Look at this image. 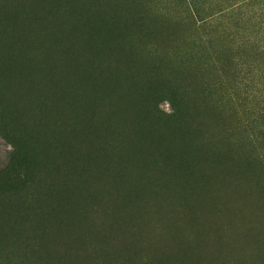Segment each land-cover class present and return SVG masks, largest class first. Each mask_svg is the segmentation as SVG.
<instances>
[{"label": "rangeland", "instance_id": "obj_1", "mask_svg": "<svg viewBox=\"0 0 264 264\" xmlns=\"http://www.w3.org/2000/svg\"><path fill=\"white\" fill-rule=\"evenodd\" d=\"M26 1L27 0H0V21H2L0 23V24H2V25H0V28H1L0 29V35L2 33V35H1L2 39L0 36V47L3 48V49H0V54L5 52V54L3 53V56L0 55V61H2L1 56H2V58H5L4 55H7V57L11 55V57H9V58L6 57L7 61H8V59L10 60V61H8L10 63H11V60H13V61H14V59L16 60L18 55L20 56L17 59L18 62H16V61H14V63L12 62L13 64H15L14 65L15 69H13V65H12V69H13L12 73L15 74V75L12 74L14 78L16 75H17L16 79L20 75H22L23 78L22 77L21 78L24 79L25 77H27V75L30 74L32 66L33 67L37 66V65L31 63L29 61L28 57L25 56L26 57V59H25L24 55L22 56V61L20 62V60H19L21 58V55H22V53H21L22 52V50H21L22 46L21 45L24 44L23 40H21L22 39V34L20 33L22 31L21 27H23V25H25L26 22H27V24H29V23L32 24V27H35V26L39 25L40 23H42L45 19H47L51 13L53 14V16L51 14L49 18H51V17L58 18L57 16L59 14L61 17H62V15H65V14L67 15V16L65 15L66 17L74 16L76 14L74 6L76 7V10H77V15H76L77 18H79L81 20V22L84 21V23H81L80 29L82 30V34H83V32L85 34V35L83 34V37H84V39H86V44L88 43L87 45L90 46V50L88 51V53H93V52L96 53L97 48H98L97 53H100L101 51L106 49V47L108 48V46L113 47V48L116 47V50L121 55L122 54L123 55L128 54L129 57L131 59L133 58L132 60H134V61L138 57V60H136L137 63H140L143 59V62H141V65L143 67V71H145L144 70L145 68L147 69V71H145V72L142 71V72L145 75H148L150 73V75H148V77H146L145 75L144 76L142 75L141 80H143V81H141V82L143 84H140L139 87L137 86L138 88L133 87L134 89L132 88L130 82H128V83L126 82L127 85L129 84L128 86H131L130 88H128V86L126 85L125 82L120 83V81L123 82L120 78L108 79L107 74L105 75L109 81V86L111 85L110 87L113 86L112 83L116 82L114 84V87H112L111 89L117 90V91H120L124 88L125 89H127V88L131 89V90H133V95L131 94L132 98H134L133 100L136 101V99H137V101L134 102L131 99V95H129L130 97L128 96L132 100L133 103L130 101V99H128L130 107H129V105H128V107L126 106L125 110L127 108V111H124L122 113V115L120 116V118L118 117L117 121L114 119L113 122L110 123V125L113 124L112 125L113 127H114V124L117 123V124H115L116 130L112 127H111V132L113 131L112 133L109 132L108 130H106L108 132H104V134L109 135V137L105 135L106 138L104 136L103 137L101 136L100 132L101 133L103 132V131H101V129H99V132L97 131L98 129H97L96 124L99 122V120H97V122L93 121V120H96L95 117L93 118V120H92V118H88L87 117L88 115H86V112H84V111H82L83 113L80 111L81 113L79 115H81V117L79 115L76 116L73 114H69L67 116L63 115L64 120L62 118L63 116L61 115V118L59 116L57 118L59 120H56L53 124V126H54L57 123L56 127L51 126L47 130H45L44 126L46 125L45 123H47V122H44V121H48V119L44 118L43 105L39 101L38 94L35 95L36 92L31 88L30 82L29 81H20L17 79L18 85H20L22 87L25 86L23 88V90L24 91L27 90V92L24 93L22 91V87L18 86L17 83L15 84V82H17V80H15V82H13L14 83V85H13V83L11 82V77H12V76H10L11 74L8 76V78H6L8 80H3V79L0 80V84H1L0 85V175L8 168L12 158H14L16 156H19V157L21 156L22 157V163H23V165H22L23 167L20 170V174L17 176V180H15L10 187L1 186L2 184H0V264H92V263L93 264L94 263H97V264H193V263L194 264H202V263L203 264H227V263L228 264H231V263L232 264H253V263L259 264L260 263L261 264V262H263L262 264H264V257H263L264 254H262V253H264V244H263L264 243V241H263L264 240V227H261L262 225L260 224V222H258V220L255 217L252 218L253 216H256V214L258 212L256 214H254L253 216L251 214V213H253L254 209L256 208L255 201H257V203H258L257 206H260V209H262L264 211V201H262V200H264V0H132L130 3H129L130 0H126L124 2H123V0H121V1L120 0H110V1L107 0V2H106V0H30V1H27L30 5L32 3V6L34 8L32 6H29V4H27ZM116 1H117V4L119 3L118 6H117V4H115ZM118 1H120V2H118ZM25 2H26V4H25ZM108 2L109 3L114 2L113 4H114L115 8L112 7L113 4L110 5V4H108ZM125 2L127 4V7H129L131 4L134 3L132 5L133 8H132V6L129 7V8H131V10H130L127 7H125L126 6ZM20 3L22 6L18 5ZM75 3L77 6L75 5ZM122 3H123V6H122ZM17 5L20 7H18ZM79 5H81V6H79ZM84 5H85V7H84ZM78 6H79V8H78ZM108 6H110V7H108ZM120 6H122V7H120ZM24 7H26V8L28 7V8L24 9ZM37 7H38V9L40 8L39 11H38ZM41 7L43 8V11L48 8V10H50L51 12H49L48 10H45L44 11V12H46V14H45L42 11ZM50 7H52V9ZM83 7L85 8L84 10H83ZM124 7L127 9V11H124V10H126ZM80 8L82 9L83 12L80 11L81 10ZM30 9H31V11H30ZM105 9H108V10H105ZM112 9H113V11L111 13ZM88 10L90 11V13L88 12ZM101 10H103V12H105V15ZM56 11H58V12H56ZM98 11L101 12V14H103V15H101ZM117 11H118V13L119 12L120 13L117 14ZM96 12L99 14H97ZM113 12H116V13L114 15H112ZM92 13L93 14L95 13L97 15L95 16V14L93 15ZM33 14L36 15V18L34 17ZM47 14H49V15L47 16ZM54 14H56V17L54 16ZM84 14H86V15H84ZM79 15H80V17H78ZM116 15H120V16L119 17L117 16L115 18ZM43 16H44V18H43ZM14 18H16V19H14ZM21 18L23 20H21ZM42 18H43V21H42ZM34 19L35 20L38 19L39 21L37 20L38 22H36ZM114 19H115V21H114ZM19 20H20V22H19ZM64 21H66L65 18H64ZM18 23H20V24H18ZM59 23H60L59 25L62 27L59 28V25H58L56 29L66 30L67 21L65 22V25L64 24L62 25L61 22H59ZM64 26H66V28ZM11 29L13 30V32ZM3 31H4L5 35H4ZM6 31H8V32H6ZM86 31L87 32L89 31V32L87 33ZM14 32H16V33H14ZM18 33L20 35H18ZM86 33L89 35L88 38H87L88 35ZM11 34H12V36H10ZM7 36H9V37L5 38ZM13 36L14 37L18 36V37L14 38ZM13 38H14V41L12 42ZM118 39L121 41H119ZM8 40H10V41L7 42ZM109 40H112L114 43L112 41H110L111 43L109 44ZM3 41L5 43H3ZM101 41H104V42L101 43ZM92 42H93V44H91ZM105 42H107V43H105ZM120 42L122 45H120ZM116 43H117V45H116ZM3 44H4V46H3ZM100 44L102 46H100ZM15 45H19V46L16 47ZM118 45H119V47H118ZM5 46H6V48H5ZM100 47L103 49H101ZM120 48H122V49H120ZM8 49H11V50H8ZM8 51H9V53H8ZM126 51L129 53H125ZM15 53H17V54H15ZM16 55H17V57H16ZM134 55H135V57H134ZM139 58H142V59L140 60ZM23 59H25V60H23ZM27 60H28V62H25ZM16 63H18V64H16ZM2 64L3 63L1 62L0 68H1ZM24 64H26V66H27V64L31 65V67L28 66L29 68H26V66ZM22 65L25 67H23ZM145 65H146V67H145ZM23 69H26L25 71H27L29 74H27V72H25ZM28 69H29V71H28ZM22 72H23V74H22ZM24 73H26V74L24 75ZM106 77H105V79H106ZM2 81H4V82H2ZM22 82H24V83L26 82V83L24 84ZM2 84H4V85H2ZM8 84L10 85L11 89L9 86H7ZM117 84H119V85H117ZM121 84L123 85L122 87L120 86ZM142 85H143V87H142ZM5 86H6V88H3ZM14 86L15 87L18 86V87H16L14 89V88H12ZM120 87H121V89H120ZM139 88L140 89L143 88V89L140 90ZM29 89L31 92L29 91ZM3 90L5 91V93L3 92ZM8 90H10V92ZM14 90H15V94H14ZM19 91H20V93H23L24 96L21 95L20 93L18 95L17 92H19ZM140 91H141V93H138ZM136 92L138 93L137 96H135L137 94ZM26 93L28 94L29 97H31L33 93L34 94H33V97L28 98V96L25 97ZM6 94H8L9 97ZM29 94H31V95H29ZM139 94L141 97L139 96ZM12 95H14V97ZM17 95H18V97H17ZM2 97L3 98L8 97V98L3 99ZM16 97L17 98L20 97L19 98L20 100L17 99ZM27 98H28V101H27ZM18 100L20 102L23 100L24 102L22 101L20 103V102H18ZM9 101H11V104ZM30 101L31 102L33 101L34 104H33V102L31 103ZM35 101H36V103H35ZM139 102L141 105H139ZM14 104H15V106H14ZM20 104H21V106H20ZM37 104H39V105L37 106ZM131 104L135 105L134 106L135 108L132 107ZM22 105H23V108L21 109ZM24 106H25V108H24ZM17 107L18 108L20 107V108L18 109ZM34 107H35V110L33 111ZM136 107H137V109H136ZM139 107H140V110H139ZM36 108H37V110H36ZM130 108H132L134 110H132ZM16 110H18V111H16ZM23 110H25V111L27 110V111L25 112ZM130 110H131V112L132 111L135 112V113L132 112L134 114L133 115L134 117L132 116V118H131L132 113H130ZM31 111L34 113L35 112H40V113H36L37 115L33 114V113L31 114ZM126 112H127L128 117L127 118L125 117L127 119L126 121L123 119V121L126 123V124H124V122L123 121L121 122V120H122V117L124 118L123 114L125 115ZM136 112H138V113H136ZM40 114H41V117H40L41 119H39ZM83 114H85V115H83ZM32 115L33 116L35 115L34 116L35 118L38 117V119L36 118L38 121H36V119ZM72 115H73V117H72ZM127 115H125V116H127ZM142 115L144 117H146V119ZM69 116L72 118H70ZM75 116L77 118H75ZM84 116H85V118H84ZM141 116L147 122H144L145 120L143 118H141ZM25 117L28 119V121ZM129 117H130V119H128ZM30 118H34V120L30 119ZM135 118H136V120H135ZM69 119H72V122L74 121V124L72 122H70L71 125L73 124L72 126L74 128L72 126H70L69 121H71V120H69ZM78 119H80V122L82 121L81 122L82 125L84 123V126H82L80 124ZM83 119L84 120L88 119L89 121L86 120L87 122L86 121L84 122ZM119 119H121L120 123H119ZM132 119H133V121H132ZM32 120H33V123L32 122L30 123V121H32ZM134 120L136 121V123ZM137 120H138V122H137ZM142 120H144V121H142ZM64 121H65V123L66 122H68V123H66V125H65ZM92 121H93V123L95 122L96 124L95 123L92 124ZM139 122L142 123V126H140ZM37 123L39 124V127H38L39 129L37 128L38 130L35 129ZM63 123H64L65 128L62 127ZM118 123L120 125L124 124L125 127L122 125L121 126L118 125ZM127 123H128V125H127ZM129 123L131 124V126ZM148 123L151 126L148 125ZM32 124H34L35 127ZM75 124H76V126L77 125H79V126L76 127ZM85 124L90 125V126H87ZM30 125H32V127H30ZM67 125H69L71 129ZM60 126H61V128H60ZM132 126L137 128L138 131H137V129H134V127H132ZM81 127H83L85 132H84V130L82 131ZM87 127H88V129L86 130ZM92 127H94L93 129L95 131H97V132L93 133L95 135V136L93 135L95 138H93V136L91 135L92 134L91 131H94V130H92ZM117 127H118V129H117ZM142 127H144V128H142ZM147 127H150V128L153 127L154 129L149 128L150 130L148 131ZM155 127H157V128L155 129ZM28 128H29V131H28ZM56 128L57 129L60 128V129L57 130ZM66 128H67V131H66ZM89 128H91V130ZM125 128H127V129H125ZM141 128L144 129L145 132H144V130L141 131L142 130ZM40 129H42V130H40ZM43 129H44V131H43ZM53 129H54V132L56 130L57 134H53L54 133V132H52ZM112 129H114V130H112ZM128 129H129V132H125V131H128ZM36 130L41 131L42 134L40 132H39L40 133L39 134L38 132H36ZM61 130H62V132H61ZM64 130H65V133L63 134ZM75 130L77 132H75ZM79 130H80V132L82 131V133L84 132L83 134H85V136L82 133H79ZM134 130L137 131L138 133H136ZM151 130L154 132L152 133ZM30 131L33 134H31ZM68 131L75 133V135H73L72 133H70ZM121 131H122V133H121L122 135L119 134ZM43 132H45V134H47V135H44ZM155 132L157 135L159 134L158 137L155 134ZM50 133L53 134L54 138L56 136V138H57L56 141H58V143L61 141L59 143V145L54 140L53 136L49 135ZM60 133H61V135H60ZM87 133H88V137H86ZM97 133H98V136H96ZM114 133H116V135H117L116 139H115L116 135H114ZM144 133H145V135H144ZM147 133H149V134H147ZM162 133H164V134H162ZM171 133L174 137L172 135H170ZM37 134H38V136H37ZM76 134H78V135H76ZM104 134H102V135H104ZM118 134L120 135V137H122V142L123 141L125 142L124 145H123V143H121V140H118V139H121L120 137L118 138V136H119ZM126 134H128V137ZM167 134H169L168 136H170V139L173 138V139H175V141L173 139L172 140L174 142H172V140L169 141V138L167 139V137H168ZM79 135L82 137L84 136L86 139H88L87 140L88 142L85 140V138H81V137H80L81 139L78 138ZM112 135H114V137ZM129 135H131V136H129ZM40 136H41V138H40ZM44 136H46L45 139H44ZM47 136H48V138H47ZM51 136H52V138H51ZM134 136L136 137L135 139H137L138 142H136V140L133 138H129V137H134ZM160 136L161 137L166 136V137L164 139V138H160ZM62 137L64 138V141L62 140L63 139ZM74 137H76V139H78L77 144L75 143L76 141H74V139H75ZM125 137L127 139H125ZM146 137L148 139H146ZM155 137H157V138H155ZM177 137L179 139L178 140L179 142L176 141ZM59 138L61 140H59ZM180 138H181V140L182 139L184 140L185 144L182 143L183 141H181V143H180ZM41 139H43V140H41ZM46 139L48 142H50L52 140H54L55 142L52 141V142H50L52 144L48 143V145H47ZM92 139L97 140L96 143L97 142L98 143L95 144V142H93L94 140L92 141ZM114 139L116 140V142H117V140H118V142L120 141V143L114 142L115 141ZM143 139H144V142L141 141ZM163 139L167 142H163L164 141ZM68 140H71V141H68ZM150 140L152 142H150ZM191 140H193L192 141L193 144H192ZM101 141L103 142V144L100 143ZM156 141H157V143H156ZM161 141H162L163 145H161L162 144ZM168 141H169V143H171V145L168 143ZM80 142H82V143H80ZM111 142H114V143H111ZM129 142L134 144V145H131ZM153 142H154V145L151 146L153 144ZM177 142H178V144L179 143L180 144L177 145ZM188 142L189 143L191 142L190 144H192L193 146L187 144ZM42 143L46 144V148L42 147V146H45V144L43 145ZM53 143L54 144L56 143L57 146L55 145L56 146L55 147ZM69 143L71 144L70 146H69ZM109 143H111V144H109ZM148 143L149 144L151 143V144L148 145ZM158 143H160V145ZM172 143H174V145ZM196 143L198 145L202 146L201 148H203V149L198 148L199 149L198 150L196 148V147H198V145L197 146L195 145ZM80 144H81V146H80ZM84 144L88 147H86ZM125 144H128V153L132 156V158H130V156L128 157L129 161H128V158H127V160H124L123 155H121L122 146L124 147ZM142 144H144V145H142ZM164 144H166V145H164ZM186 144L188 145V147ZM50 145H53V146H50ZM92 145L93 146L97 145V146H96V148H94ZM108 145H109L110 149H109V147L108 148L106 147ZM139 145L142 147V149ZM147 145L149 147H147ZM172 145L175 147H173ZM213 145L215 146L216 149L215 148L213 149ZM216 145H218L223 150L218 149L219 147ZM60 146H62V148ZM90 146L92 147V149H90L91 148ZM99 146H101L103 149ZM133 146H135V148ZM137 146H139L140 148ZM143 146H144V148H143ZM178 146H179V148L181 146H183V147H181V150H179L177 148ZM164 147H165V150H164ZM189 147L191 150L188 149ZM192 147H194V148H192ZM149 148L153 149V150H150V151H152L151 152L152 154L149 152H148V154H146L145 151H147V150L149 151ZM156 148H158L157 150H160L158 152L161 153V155H159L158 152L156 153V151L154 150ZM161 148L163 149V151ZM172 148H174V149L172 150ZM204 148L207 150H205ZM81 149H82V151H80ZM144 149H147V150H144ZM169 149H171L174 152H171V150H169ZM187 149L189 150L190 153L187 151ZM212 149H213V151H217V152L212 151V153H214L213 157L209 156ZM41 150H42V152H40ZM47 150H49V151H47ZM100 150L103 151V153ZM129 150H131L132 154L130 153ZM175 150H177V151H175ZM184 150H186V151H184ZM192 150L193 151L195 150V152L198 150L196 153H198L199 156L197 154L195 155V153ZM200 150H201V152H199ZM204 150L207 152H205ZM114 151L115 152L117 151V153H115ZM106 152H107V155H106ZM167 152L171 156H168ZM203 152H204V155H206L207 153L209 154V155L207 154V157H209V158H207L205 156L208 161H205L204 156L202 157L201 154ZM87 154L89 156H87ZM135 154H137V155H135ZM139 154L141 156H139ZM187 154H190L189 155L190 157H191V155L193 157L195 155V158L191 157L193 159V160H191V158L188 157ZM224 154H225V156H223ZM165 155L167 156V158L165 157ZM179 155H181V156H179ZM184 155H186V157ZM217 155H219V156H217ZM220 155L222 157H224V158H222V159H224V161L222 159H220ZM94 156H95V158H93ZM109 156H111V158ZM152 156H154V157L151 158ZM197 156L200 159L197 158ZM215 156H217L218 158L217 157L215 158ZM230 156H231V158H230ZM114 157H117V158L119 157L118 158L119 160L117 158L115 159ZM136 157H137V160H144V159H147V160L146 161H137ZM184 157L187 158L186 162H184V160H182ZM210 157H211V159H210ZM103 158H105L104 160L107 161V163L103 160ZM157 158H158V160H157ZM195 159H197V161H198V162L196 161L197 163L194 161ZM198 159L201 161H199ZM215 159H220V161L222 163H220L219 160L216 161ZM230 159H233V162H231L232 160H230ZM93 160H94V162H93ZM120 160H123V162ZM135 160H136V162H135ZM155 160H156V162H155ZM214 160H215L214 164H211V162H213ZM234 160L236 161V163L234 162ZM90 161H91V163H90ZM100 161H103V162L100 163ZM148 161H150V163L152 165ZM228 161H230V162H228ZM88 162H89V164H88ZM109 162H110V164H108ZM120 162H122V163H120ZM139 162L140 163L142 162L143 164L141 165ZM161 162H163V163L161 164ZM170 162H171V164H170ZM189 162H191L192 167L189 164ZM81 163L83 165H80ZM85 163H87V164H85ZM130 163L133 164L134 166H132ZM173 163H174V165H173ZM195 163L201 164L199 166L197 165V167L201 166L200 167L201 170H200V168H198V170H200V174H199V171L197 170V168H195L196 167ZM202 163H204V164H202ZM215 163L217 165H219V167H216L217 165ZM223 163H225V164L223 165ZM227 163H233V164H230L231 166H229ZM101 164H104V165H101ZM105 164H107L108 166ZM135 164L138 166H135ZM146 164H147V166H144ZM163 164H164V166L167 165L166 166L167 168H164ZM175 164H178V166L180 164L179 170H178V166ZM210 164L213 167H211ZM220 164H221V167H220ZM93 165H96V166L94 167ZM109 165H111V166L109 167ZM112 165L114 166V168ZM160 165H162L163 167ZM193 165L195 167H193ZM214 165H216V166H214ZM88 166H90V168H92V169L90 170V168ZM91 166H93V167H91ZM131 166L133 167L134 170L132 169ZM148 166H150L149 170H147ZM85 167L86 168L88 167V168L85 169ZM161 167L164 170L166 169V171L168 169H170V170H168L166 172L167 174H164L165 171ZM173 167H175L177 170ZM183 167L184 168L190 167L189 170L192 168L191 169L192 171L191 170L189 171L188 169L185 170ZM210 167L213 169V170H211V172L213 173V178H211L209 181H207L205 179L206 178L205 176L207 175V173H211V172H209L211 169ZM226 167H227V169H226ZM230 167H232L231 169L234 170L236 173H234V171H232L230 169ZM101 168H102V171H100ZM106 168H108V169H106ZM123 168H124V170H123ZM143 168L145 170H143ZM157 168H159V169H157ZM160 168H161V170L164 171V173H163V171L160 170ZM193 168H195V169H193ZM202 168H204V169H202ZM228 168L230 171L228 170ZM233 168H235V169L238 168L239 170L238 169L235 170ZM95 169H99V170H96L97 171L96 174H94ZM105 169H106V171H105ZM111 169L114 170V172L116 174H114ZM138 169H140V171ZM174 169L176 170L175 173H174V171H175ZM180 169H182V170H180ZM224 169L227 170L228 172L225 171V173H224L223 172ZM241 169H243L244 171ZM92 170L94 171V173H92ZM126 170L129 173H127ZM136 170L139 172H136ZM187 170L189 172H192V173H189ZM195 170H196V172H195ZM202 170H203V172H202ZM205 170L208 172L206 173ZM215 170H218L221 173V176H223V177H220V173L218 174V171L215 174L214 173ZM75 171H76V173H75ZM78 171L80 172L79 175H78ZM141 171H144L145 173L142 174ZM148 171L149 172L151 171L153 174H154V172H156L157 175L149 174ZM106 172H107V174H104ZM179 172H180V174L182 172V174H181L182 177H180L181 175L179 174ZM232 172H233V174H231ZM83 173H84V176H82ZM146 173H148V174L145 175ZM159 173H161V174H159ZM170 173H173V174L170 175ZM222 173H223V175H222ZM239 173H240V175H239ZM250 173H251V175H249ZM76 174L78 176H76ZM85 174H87V175H85ZM134 174H135V176H134ZM139 174L141 175L140 178L145 177V178H143V180L140 179L142 182L137 180V178L139 179V176H140ZM229 174H231L230 175L231 180L229 179L230 181L228 180V182H227L226 178H227V176H229ZM234 174L236 175V178H235ZM73 175H75L76 177ZM104 175L106 176L105 178L110 184H108V182L105 180ZM111 175H114V176H111ZM158 175H159V177H157ZM173 175H174V177H173ZM183 175H186V176L183 177ZM217 175H219V177ZM168 176L170 179L168 178ZM233 176L235 179L233 178ZM238 176H240L241 178H239ZM111 177L112 178L114 177V178L112 179ZM126 177H128V178H126ZM131 177L134 181L135 180L136 181L134 182L132 180L133 182L131 183V181H129V179H131ZM177 177L179 178L178 181H177ZM200 177L202 178V180ZM247 177H249V178H247ZM70 178H72V180ZM108 178H110V179H108ZM152 178H154L153 184H152V181H153ZM155 178H158V179L161 178V179H159L160 181H157V179H155ZM163 178H164V180H162ZM192 178H194V179H192ZM127 179L129 182L127 181ZM180 179H182V180H180ZM188 179H190V181ZM204 179H205V182H204ZM216 179L218 180V182L216 181ZM76 180H77V183H76ZM169 180H170V183L168 182ZM172 180H175V182H173ZM253 180H255L256 182H254ZM112 181H114V182H112ZM124 181H126L128 183H126ZM137 181L139 183H137ZM145 181H147V183H149V185H147V183H145ZM161 181H163L164 184H163V189L162 188L159 189L162 192H159V191H157L156 186H158V188H160L162 186ZM200 181H201V183H200ZM215 181H216V185H214ZM74 182L76 185L72 184ZM111 182L113 183V185L111 184ZM120 182L123 184V186H122V184H120ZM165 182H167V183H165ZM177 182H179L181 184V185L179 184L180 188H179V186L176 187ZM192 182H194V183H192ZM209 182H212V183H209ZM248 182H249V184H248ZM89 183H90V185H89ZM144 183H145V185H144ZM160 183H161V185H160ZM183 183L184 184L188 183L189 185L191 184L190 186L195 185V186H199V187L198 188L196 187L197 189L194 191L195 187L192 186L193 187V189H192V187L191 188L188 187L189 186L188 184L183 185ZM236 183H238V184H236ZM243 183H245V184L243 185ZM68 184H70V186H68ZM116 184H118V185H116ZM170 184L173 185V188L168 190L169 186L171 187ZM210 184L212 185V187L210 186V188H208ZM109 185H110V187H108L109 189L108 188L105 189V187L109 186ZM114 185H115V187H114ZM131 185H132V187H131ZM136 185H138V187ZM141 185H143L144 188H142ZM224 185H225V188L228 185L232 186V187L234 186V187L233 188L228 187V188L223 190ZM247 185H248V187L245 188V186H247ZM148 186H150L151 188ZM166 186H168V187L165 188ZM72 187H73V189H72ZM95 187H96V189H95ZM119 187H121V188H119ZM126 187H128V188H126ZM187 187L189 189H186ZM214 187H215V189H214ZM216 187H219V188H216ZM220 187H221V189H220ZM67 188H69V190ZM74 188H75V191H74ZM114 188H116L115 191H113ZM146 188H147V190H146ZM148 188H150V189L148 190ZM253 188H254V190H253ZM87 189H89V190H87ZM118 189H120L122 191H119ZM128 189L130 191H126ZM176 189L180 193L179 195H181V196L176 194V193H178L176 191ZM183 189H186V190L183 191ZM212 189L214 190V192H217V194L213 193ZM227 189H229V190L226 191ZM231 189H234L235 191L234 190L232 191ZM245 189H246V191H244ZM150 190H152L153 192L149 193V192H151ZM164 190H165V192L167 191V193H165ZM205 190H207V191H205ZM230 190L232 191V193ZM65 191H67V192H65ZM71 191H73V192H71ZM111 191H113L112 192L113 194L111 193ZM173 191H175L176 193ZM189 191L191 192V193H189L190 195L188 194ZM209 191L211 192V194H209ZM218 191H219V193L221 191V193H220L221 195L218 194ZM92 192H93V194H92ZM131 192H133V193H131ZM142 192H144V195L142 194ZM172 192L174 193L175 196L173 195ZM181 192H183V193H181ZM185 192H186L187 196H185ZM202 192H205L204 193L205 195ZM66 193H68V194H66ZM193 193H195L194 196L200 197V200H201L202 205H203V207H202L203 216L205 215L204 216L205 218L202 217V221L207 219L206 221H208V222L205 224H208V225L206 226L203 224L204 229L202 231L199 230L200 233H202L201 235H198L199 231H196V232L190 231L191 234H189L190 232H188V234L190 236H188V237H187V235L183 236V238L186 237L187 239H180V237L178 236V232H181L180 231V224H182V223H180V220H182V217H183L185 210H186L185 207H187V205L189 204V201L192 199L191 196L193 195ZM196 193H198L199 195ZM212 193L216 196H214ZM82 194H84V195H82ZM102 194H104V195H102ZM146 194H148V195H146ZM161 194H163V195H161ZM165 194H169V195H165ZM206 194L209 196L207 197ZM70 195H71V197H68ZM107 195L111 196L110 200L107 199L108 198ZM152 195H153L154 199L150 198V197H152ZM211 195H213V196L211 197ZM234 195H235V197L233 198ZM237 195H239V196H237ZM65 196H67V200H66ZM122 196L123 197L125 196L126 198H123ZM136 196H137V198H136ZM170 196L172 197V203H174L176 201L174 199L178 198V200H179L181 198L180 199L181 201L177 200L175 203V205L177 204L176 206H178L177 209H175L176 206L174 204H172L173 206L171 205V197ZM182 196H185V197H182ZM204 196H206V197H204ZM225 196H227V197H225ZM146 197H149L150 199L148 198L149 200L146 201V199H147ZM164 197H167V199L166 198L164 199ZM216 197H218L222 200H220ZM112 198H113V200H112ZM209 198L210 199L213 198V199L210 200ZM253 198H255V199H253ZM77 199H78V201H76ZM122 199L123 200L125 199L124 200L125 203ZM130 199H131V201H130ZM132 199H134V200H132ZM140 199H142V201H140ZM182 199H185V200H182ZM204 199H206V200H204ZM207 199H209V200H207ZM227 199H228V201H227ZM230 199H233V200H230ZM61 200L63 203L61 202ZM136 200H138V201H136ZM224 200H225V203L227 205H224L225 204ZM67 201H69V203ZM80 201H81V203H79ZM134 201H135V203H134ZM209 201H212V202L210 203ZM215 201H217V203H219L220 206ZM218 201H221V203ZM239 201L240 202L245 201L247 203V205L243 202L241 203L242 205L241 204L239 205ZM250 201H253V202L251 203ZM109 202L110 203L112 202V203L110 204ZM151 202H153V204ZM160 202H161V204H160ZM165 202L169 205L166 206ZM177 202L181 203L180 205L186 204L184 209H182V206H179ZM227 202L229 204L230 203H232V204L229 205ZM233 202H235V203H233ZM146 203L148 205H146ZM206 203H208V204L206 205ZM66 204H67V207H66ZM158 204L160 206H158ZM163 204H164V206H162ZM212 204L214 206H212ZM57 205L59 206V208ZM102 205H104V207H102ZM141 205L143 208L141 207ZM144 205H146V206H144ZM149 205L151 208L149 207ZM210 205H211V207H210ZM215 205H216V207H215ZM249 205L250 206L252 205V206L250 207ZM217 206L219 208H221L222 210H220ZM238 206L239 207L243 206L244 208L241 209V207H240V209H239V208H237ZM262 206H263V208H262ZM61 207H62V209H61ZM110 207H111V209H110ZM155 207H157V209ZM173 207H174V209H173ZM208 207H210V210H208L209 209ZM134 208H136V209L134 210ZM146 208L149 211L145 210ZM224 208L226 210L224 211V213H222ZM247 208L248 209L250 208L249 211H251V213L248 212V210H246ZM150 209H153V211ZM243 209H245L244 212L247 211V212H245L246 214H243ZM165 210H166V212H164ZM204 210H208L209 213L207 211L205 213ZM237 210H238V212H236ZM76 211H78V214ZM80 211H82V212H80ZM144 211H148L149 214L145 213ZM212 211H213V213H212ZM241 211H242V214H240ZM97 212L99 214V217L102 216L100 219H102L103 221L99 220V218L97 216L98 215ZM215 212H216V214H215ZM217 212L220 214H218ZM88 213H90L91 215H88ZM120 213H123V214H120ZM138 213L139 214L141 213V214L139 215ZM178 213H179V216H177ZM85 214H87V215H85ZM146 214L150 218H143L144 216L146 217ZM157 214H159V215H157ZM164 214H165V217H164ZM228 214H230V215H228ZM63 215H64V217H63ZM76 215H77V217H76ZM107 215H109L108 218L106 217ZM208 215H210V216L206 217ZM211 215H213V216H211ZM221 215H222V217H221ZM239 215H241V216L238 217ZM72 216H74V217H72ZM90 216H93V217H90ZM103 216H105V217H103ZM227 216H228V218H227ZM247 216L249 217L248 219L246 218ZM59 217H60V219H57ZM81 217H83V218H81ZM85 217H86V219H85ZM151 217H152V219H151ZM178 217H180L181 219H177ZM212 217L214 218V220ZM218 217H219L218 221L222 222L220 224L217 221ZM175 218L177 219V221H175ZM208 218H210V219H208ZM226 218H227V220H226ZM250 218H252V219H250ZM143 219H144V221H143ZM146 219H148V220L146 221ZM158 219L160 221H158ZM172 219L174 220V222ZM231 219H232V222L230 221ZM240 219H243V220L240 221ZM98 220L101 221L102 224ZM105 220L108 222L106 223ZM111 220H113V221L110 223ZM141 220L143 223L140 222ZM162 220H164V222ZM210 220H212V222ZM233 220L234 221L236 220V223L233 222ZM248 220H250V221H248ZM81 221H83V222H81ZM104 221H105V223H103ZM153 221H154V223H153ZM206 221H203V223ZM213 221H214V223H213ZM238 221H239V223H238ZM128 222H129V224H128ZM77 223H80L79 227H78ZM97 223L101 224L104 228L102 226L99 227V224H97ZM155 223L157 224V226H155ZM174 223H175V225H172ZM178 223H179V225H178ZM72 224H73V226H71ZM141 224H143V225H141ZM158 224H160V225H158ZM223 224H224V227H223ZM228 224H230V225H228ZM62 225L63 226L65 225V227H63ZM171 225L173 226V229H172ZM210 225L211 226L217 225V226L216 227L215 226L210 227ZM232 225L235 227L237 225H239V226H237L235 228ZM245 225H246V227H245ZM159 226H162V227H159ZM165 226H166V228H163ZM175 226H178V227H175ZM122 227L125 229H123ZM130 227H131V229H130ZM142 227H143V229H142ZM153 227H156V228H153ZM157 227H158V230H157ZM206 227H207V229H206ZM217 227L219 229H217ZM62 228H63V230H62ZM75 228H78V229L75 230ZM96 228H97V230H96ZM100 228H102V229H100ZM208 228H209V230H208ZM210 229H212V230H210ZM78 230H80V231H78ZM92 230H93V232H92ZM139 230H140V232H139ZM145 230H147L148 232ZM154 230L156 232H154ZM162 230L163 231L165 230L164 232H166V233H164ZM173 230H174L175 234L172 235V234L168 233V232L173 233ZM224 230L229 231L228 233L230 235L226 231L224 232ZM230 230H232V231H230ZM242 230H244V231H242ZM252 230H253V232H251ZM119 231H120V233H119ZM158 231H160V232H158ZM204 231H205V234H204ZM210 231H212V232H210ZM246 231H248V232H246ZM94 232L95 233L97 232V234H95ZM115 232L118 233L119 235L116 234ZM153 232H154V234L150 235ZM193 232L196 234H194ZM232 232H234V233H232ZM86 233H88V234H86ZM92 233L95 234L96 236L93 235ZM101 233H103L104 235L102 236ZM108 233H109V235H108ZM158 233L160 236L161 235L162 236L161 237L158 236ZM217 233H219L220 235ZM231 233H232V235H231ZM252 233H253V235L255 234L256 236L255 235L253 236ZM81 234L82 235L84 234V235L82 236ZM147 234H149V235L147 236ZM166 234H167V236H165ZM222 234H224V235H222ZM233 234L234 235L237 234V235L234 236ZM92 235H93V238H90V236L92 237ZM169 235H170V237H169ZM174 235H176L177 239H175ZM191 235H193V237ZM194 235H196V237ZM242 235H244V236H242ZM260 235H261V237H260ZM94 236H95V239H94ZM199 236H201L202 239ZM205 236H206V238H205ZM239 236H240V238H239ZM162 237H163V239H162ZM165 237L166 238L169 237L170 239L169 238L166 239ZM207 237H208L209 241L207 240ZM216 237H218V240L216 239ZM234 237L237 240L234 239ZM247 237H249V238L247 239ZM107 238H108V240H107ZM118 238H119V240H118ZM150 238L151 239L156 238L157 240L160 239V240H158V241H160V242H158L159 244H157L156 239H154V240L152 239V241H154V243L153 242L152 243L155 245L151 244ZM171 238H172V240H171ZM181 238H182V236H181ZM224 238H225L226 242H224V244H223L221 242L224 241ZM198 239H200V240L198 241ZM222 239H223V241H221ZM176 240L177 241L182 240L181 242H182V245H184V246H182L181 242L178 241V244L181 245V246H179L177 244ZM189 240L191 242H189ZM203 240H207V241L203 242ZM216 240L219 242L217 243ZM234 240H236V241H234ZM117 241H119V242H117ZM155 241H156V243H155ZM162 241L164 243L167 242L166 243L167 246L164 243H162ZM171 241H172V243H171ZM197 241H198V245L196 244ZM201 241H202V243H201ZM237 241H239V242L236 243ZM246 241H247V243H244ZM250 241H252V242L250 243ZM139 242H140V244H139ZM148 242H150V243L148 244ZM193 242H194V245L192 244ZM199 242L201 243V246L205 245V246H202L200 249H203L206 252V254H208V252L210 251V254L206 255L203 250L200 251L199 248H196V247H200ZM211 242H212V244H211ZM213 242H214V244H213ZM258 242L260 245L258 244ZM104 243H106V244H104ZM208 243L210 244V246L208 245ZM249 243L250 244L253 243V244L250 246ZM90 244L92 247H90ZM96 244L101 248H99V247L97 248ZM185 244H187V245H185ZM222 244L224 247L222 246ZM234 244L235 245L240 244L241 247H239L240 245L239 246L236 245L238 247V248H236V246ZM94 245H95V247H94ZM103 245H105V247H103ZM160 245L163 248L162 247L160 248ZM213 245L214 246L216 245V246H215V248L211 249ZM153 246L155 248L154 249L155 251L152 249ZM175 246L177 248H175ZM208 246L210 248H208ZM218 246L220 249L218 248ZM107 247H108V249H102V248H107ZM171 247H174L173 251H172ZM90 248H92V249H90ZM164 248H166L168 250L166 251V249H164ZM169 248L171 249L170 251H172V252L169 251ZM181 248H183V249H181ZM188 248H189V250H188ZM204 248H206L207 250ZM88 249L91 251H89ZM192 249H193V251H192ZM214 249H215V251H214ZM242 249L247 251V253L244 252L245 254H243ZM248 249H250V250H248ZM149 250L150 251L153 250L154 252L153 251L150 252ZM161 250H162V254H161ZM217 250H219V252ZM226 250L228 253L226 252ZM84 251L87 252V254ZM157 251H158V253H157ZM196 251H198V252L196 253ZM169 252H170V256H169ZM181 252H183V254H180ZM212 252H213V254H212ZM235 252H237V253H235ZM251 252H252V254H251ZM81 253L83 255H81ZM84 253H85V255H84ZM166 253H168V254H166ZM201 253H202V255H201ZM231 253L236 254L237 256L236 255L235 256L239 257V258L236 259V257ZM165 254H166V256H165ZM250 254H251V256H250ZM199 255H200V257H199ZM180 256H181V258H180ZM210 256H212V257H210ZM227 256L230 259L232 257V259L229 260V258ZM249 256H250V259L248 258ZM252 256H253V258H252ZM163 257H165V258H163ZM219 257H221V258H219ZM257 257H259V258H257ZM261 258H262V260H261ZM243 259H244V261H243ZM256 259L259 260V262H257ZM223 260H225V261H223ZM254 260H256V261H254ZM101 261L103 263H101ZM202 261H204V262H202ZM227 261H229V262H227Z\"/></svg>", "mask_w": 264, "mask_h": 264}, {"label": "bare ground", "instance_id": "obj_2", "mask_svg": "<svg viewBox=\"0 0 264 264\" xmlns=\"http://www.w3.org/2000/svg\"><path fill=\"white\" fill-rule=\"evenodd\" d=\"M27 1H30V0H27ZM26 1V2H27ZM110 1V0H109ZM121 1V0H120ZM120 1H118V2H120ZM124 1H126V0H123V2ZM132 0H130L129 1V3L131 2ZM26 2H25V4H26ZM106 2H107V0H106ZM115 2V1H114ZM113 2V3H114ZM38 3V2H37ZM77 3V2H76ZM76 3H75V5H76ZM79 3V2H78ZM105 3V2H104ZM113 3H109L108 2V4H113ZM23 4V3H22ZM27 4H29L28 2H27ZM115 4H117V1H116V3ZM119 4V3H118ZM118 4H117V6H118ZM134 4V3H133ZM133 4H131L129 7H131ZM15 5V4H14ZM18 5H21V3L20 4H18ZM17 5V6H18ZM125 7H127V4H126V2H125ZM16 6V7H17ZM22 6V5H21ZM29 6H32V3H31V5L29 4ZM77 6V5H76ZM79 6H81V5H79ZM79 6H78V8H79ZM103 6V5H102ZM122 6H123V3H122ZM122 6H120V7H122ZM18 7H20V6H18ZM33 7V6H32ZM46 7V6H45ZM84 7H85V5H84ZM83 7V10L85 9ZM108 7H110V6H108ZM107 7V8H108ZM112 7H114V4H113V6ZM124 7V8H125ZM129 7H127L128 9H130L131 10V8H129ZM14 8V7H13ZM26 7H24V9H25ZM28 8V7H27ZM26 8V9H27ZM31 8V7H30ZM34 8V7H33ZM42 8V7H41ZM51 9H52V7H50ZM54 8V7H53ZM74 8H75V11H76V14L74 15V16H71V17H66L65 15H62V17L60 16V14L57 16L58 18H54V17H51V18H49L50 17V15L52 14H47V16L49 15V17L47 18V19H45L44 21H43V18H44V16H43V18H42V23H38L39 25H37V26H35V27H32V24H27V22H26V24L25 25H23V27H21L22 28V31L20 32L21 34H22V39L21 40H23V42H24V44H22L19 40V42L22 44L20 47H21V50H22V55H21V58L19 59L20 60V62L22 61V56L24 55V57L26 56V57H28V59H29V61L31 62V63H33V64H35V65H37V66H35V67H33L32 66V69H31V72H30V74L27 72V71H25L26 69H23L25 72H27V74H29V75H27V77H25L24 79H22L23 77H22V75H18L19 77L17 78L18 80H20V81H29L30 82V84H31V88L36 92L35 93V95L36 94H38V97H39V101L42 103V105H43V112H44V118H46V119H48V121H44V122H47V123H45L46 125L44 126L43 124V126L45 127V130H47L49 127H51V126H53V124H54V122L56 121V120H59V119H57L59 116H60V118H61V115L63 116H67V115H69V114H73V115H76V116H78L82 111H84V112H86V115H88L87 117L88 118H92V120H93V118L95 117V119L96 120H93V121H96L97 122V120H99V122L96 124L95 122V124H96V126H97V131L99 132V129H101V131H103L102 133L100 132V134H101V136L103 137H105V135L106 134H104V132H111V127L112 128H114L115 130H116V128H115V124H117V123H115L114 124V127L112 126V125H110V123L111 122H113V120L115 119L116 121L118 120V117L120 118V116L122 115V113L124 112V111H127V108H126V110H125V107L127 106L128 107V105H129V102H128V99H130L129 97V95H133V90H131V89H128V88H130L131 86H132V88L134 87V88H136L137 86L139 87L140 86V84H143L141 81H143V80H141L142 79V75L144 76L145 74H143V72H145V71H147V69L145 68L144 70L145 71H143V67H142V65H141V62H143V59L142 58H139L140 60L142 59V61L140 62V63H137L136 62V60H138V57H137V59L134 61V60H132L130 57H129V55L128 54H120L117 50H116V47L115 48H113V47H110V46H108V48L106 47V49H104L103 51H101L100 53H97V51H98V48H97V51H96V53L95 52H93V53H88V51L90 50V46H88L87 44H86V39H84V37H83V34H84V32H83V34H82V30L80 29V27H81V23H84V21H82L81 22V20L79 19V18H77V10H76V7L74 6ZM115 8V7H114ZM113 8V9H114ZM132 8H133V6H132ZM16 9V8H15ZM32 9V8H31ZM31 9H30V11H31ZM37 9H38V7H37ZM40 9V8H39ZM39 9H38V11H39ZM45 9V8H44ZM81 9V8H80ZM99 9V8H98ZM103 9V8H102ZM110 9V8H109ZM113 9L111 10V13H112V11H113ZM123 9V8H122ZM126 9V8H125ZM18 10V9H17ZM45 10H48V8L47 9H45ZM44 10V11H45ZM55 10V9H54ZM100 10V9H99ZM105 10H108V9H105ZM23 11V10H22ZM35 11V10H34ZM33 11V12H34ZM37 11V10H36ZM41 11V10H40ZM42 11H43V8H42ZM43 11V12H44ZM49 12H51L50 10H48ZM80 11H82V9L80 10ZM79 11V12H80ZM95 11V10H94ZM102 12H103V10H101ZM124 11H127V9L126 10H124ZM15 12V11H14ZM13 12V13H14ZM21 12V11H20ZM54 12V11H53ZM56 12H58V11H56ZM55 12V13H56ZM83 12V11H82ZM88 12L90 13V11L88 10ZM87 12V13H88ZM93 12V11H92ZM99 12V11H98ZM12 13V12H11ZM16 13V12H15ZM42 13V12H41ZM40 13V14H41ZM45 14H46V12H44ZM62 13V12H61ZM81 13V12H80ZM86 13V14H87ZM97 13V12H96ZM100 14H101V12H99ZM99 13H97V14H99ZM104 13V15H105V12H103ZM116 12H113V14L112 15H114ZM120 13V12H119ZM118 13V11H117V14H119ZM28 14V13H27ZM39 14V15H40ZM43 14V13H42ZM86 14H84V15H86ZM93 14V13H92ZM95 14V13H94ZM93 14V15H94ZM97 14H95V16L97 15ZM109 14V13H108ZM3 15V14H2ZM16 15V14H15ZM23 15V14H22ZM34 15V17L36 18V15L35 14H33ZM82 15V14H81ZM101 15H103V14H101ZM32 16V15H31ZM41 16V15H40ZM52 16H53V14H52ZM54 16L56 17V14H54ZM65 16V17H64ZM83 16V15H82ZM119 17L120 15H116L115 16V18L116 17ZM26 17V16H25ZM33 17V18H34ZM78 17H80V15L78 16ZM111 17V16H110ZM114 17V16H113ZM112 17V18H113ZM23 18V17H22ZM21 18V20H23ZM64 18L66 19V21H67V28H66V26H64L65 28H66V30H64V29H62V30H60V29H56L57 28V26L60 24L59 22H61L62 23V25L64 24L65 25V22L66 21H64ZM101 18V17H100ZM14 19H16V18H14ZM58 19V20H57ZM110 19V18H109ZM35 20V19H34ZM38 20V19H37ZM37 20H35L36 22H38ZM83 20V19H82ZM117 20V19H116ZM27 21V20H26ZM34 21V22H35ZM114 21H115V19H114ZM2 21H0V23H1ZM4 22V21H3ZM18 22V21H17ZM16 22V23H17ZM19 22H20V20H19ZM18 24H20V23H18ZM113 24V23H112ZM0 25H2V24H0ZM4 27V26H3ZM2 27V28H3ZM9 27V26H8ZM7 27V28H8ZM60 27H62V26H60L59 25V28ZM114 27V26H113ZM13 28V27H12ZM1 29V28H0ZM15 29V28H14ZM12 30V29H11ZM10 30V31H11ZM17 31V30H16ZM6 32H8V31H6ZM12 32H13V30H12ZM18 32V31H17ZM87 32V31H86ZM89 32V31H88ZM87 32V33H88ZM3 33H4V31H3ZM14 33H16V32H14ZM13 33V34H14ZM86 33V34H87ZM90 34V33H89ZM1 35H2V33H1ZM0 35V36H1ZM4 35H5V33H4ZM15 35V34H14ZM17 35V34H16ZM18 35H20L19 33H18ZM85 35V34H84ZM88 35V34H87ZM86 35V36H87ZM10 36H12V34L10 35ZM9 36H7V37H5V38H8ZM14 37V36H13ZM15 37H18V36H15ZM14 37V38H15ZM89 37V35L87 36V38ZM115 37V36H114ZM4 38V37H3ZM14 38L12 39V42L14 41ZM119 38V37H118ZM1 39H2V36H1ZM94 39V38H93ZM92 39V40H93ZM7 40V39H6ZM91 40V41H92ZM119 40V39H118ZM10 40H8L7 42H9ZM94 41V40H93ZM99 41V40H98ZM110 41H112V40H109V44L111 43ZM119 41H121V40H119ZM100 42V41H99ZM102 42H104V41H101V43ZM113 42V41H112ZM118 42V41H117ZM2 43V42H1ZM3 43H5L4 41H3ZM105 43H107V42H105ZM114 43V42H113ZM91 44H93V42L91 43ZM10 45V44H9ZM20 45V44H19ZM19 45H15L16 47H18ZM113 45V44H112ZM111 45V46H112ZM116 45H117V43H116ZM120 45H122L121 44V42H120ZM3 46H4V44H3ZM98 46V45H97ZM100 46H102L101 44H100ZM118 47H119V45H118ZM5 48H6V46H5ZM11 48V47H10ZM101 48V47H100ZM0 49H3V48H1L0 47ZM19 49V48H18ZM101 49H103V48H101ZM100 49V50H101ZM120 49H122V48H120ZM6 50V49H5ZM4 50V51H5ZM8 50H11V49H8ZM20 50V51H21ZM2 51V50H1ZM14 51V50H13ZM12 51V52H13ZM120 51V50H119ZM133 51V50H132ZM135 51V50H134ZM11 52V53H12ZM19 52V51H18ZM4 54H5V52H3ZM3 53H1L0 55H2L3 56ZM8 53H9V51H8ZM124 53V52H123ZM125 53H129V52H125ZM15 54H17V53H15ZM96 54V55H95ZM133 54V53H132ZM137 55V54H136ZM2 56H1V59H2V61H0V63L2 62L3 64H2V66H1V68H0V80H8V79H6V78H8V76L10 75V76H12L11 77V82L13 83V82H15V80H17L16 79V76H15V78L13 77V75H15V74H13L12 73V71H13V69H15V64H13L14 63V61H16V62H18L17 61V59L20 57L19 55H18V57H17V55H16V57H17V59L15 60L14 59V61L13 60H11V63L10 62H8V61H10L9 59H8V61H7V58H9V57H11V55L10 56H8L7 57V55H4L5 56V58H2ZM15 56V55H14ZM13 56V57H14ZM138 56V55H137ZM7 57V58H6ZM26 57H25V59H26ZM134 57H135V55H134ZM140 57V56H139ZM25 59H23V60H25ZM13 62V63H12ZM19 62V63H20ZM25 62H28V60L27 61H25ZM16 64H18V63H16ZM21 64V63H20ZM12 65H13V69H12ZM25 66H26V64H24ZM21 66V65H20ZM23 66V65H22ZM25 66H23V67H25ZM31 67V65H28L27 64V66H26V68H29V67ZM17 67V66H16ZM145 67H146V65H145ZM17 69V68H16ZM19 70V69H18ZM20 71V70H19ZM28 71H29V69H28ZM143 71V72H142ZM19 73V72H18ZM149 73V72H148ZM13 74V75H12ZM21 74V73H20ZM22 74H23V72H22ZM26 73H24V75H25ZM107 74V77H108V79H110V78H120L123 82H121L120 80V83H128V82H130V84H131V86H128L127 85V83H126V85L128 86V88L127 89H122V90H120L121 89V87L123 86L122 84L120 85L121 87H120V91H117V90H113V89H111L112 87H114V84L116 83H112V87H110L109 86V81H108V79H107V77L105 76ZM148 75H150V73L148 74ZM148 75H145L146 77H148ZM106 77V79H105V77ZM22 77V78H21ZM147 79V78H146ZM18 80H17V82H15V84L17 83V85H18ZM118 80V79H117ZM19 81V82H20ZM145 81V80H144ZM2 82H4V81H2ZM10 82V81H9ZM8 82V83H9ZM28 82V83H29ZM22 83H24V82H22ZM26 83V82H25ZM24 83V84H25ZM119 83V84H120ZM146 83V82H145ZM5 84V83H4ZM4 84H2V85H4ZM20 84V83H19ZM111 84V83H110ZM119 84H117V85H119ZM1 85V84H0ZM6 85V84H5ZM13 85H14V83H13ZM116 85V86H117ZM7 86H9L10 87V85L8 84ZM18 86H20V85H18ZM18 86H16V87H18ZM30 86V85H29ZM28 86V87H29ZM2 87V86H1ZM15 86L14 87H12V88H16ZM20 87H22V86H20ZM25 87V86H24ZM24 87H22V91L25 93V92H27V90H23V88ZM137 87V88H138ZM142 87H143V85H142ZM3 88H6V86L5 87H3ZM8 88V87H7ZM133 88V89H134ZM10 89H11V87H10ZM28 89V88H27ZM140 89V88H139ZM138 89V90H139ZM143 89V88H142ZM142 89H140V90H142ZM7 90V89H6ZM19 90V89H18ZM137 90V89H136ZM135 90V91H136ZM9 92H10V90H8ZM17 91V90H16ZM21 91V90H20ZM20 91L19 92H17L18 93V95H19V93H20ZM29 91H30V89H29ZM3 92L5 93V91L3 90ZM12 92V91H11ZM31 92V91H30ZM137 93V92H136ZM138 93H141V91L140 92H138ZM138 93L135 95V96H137L138 95ZM14 94H15V90H14ZM21 95H23L24 96V94L23 93H20ZM32 94V93H31ZM31 94H29V95H31ZM34 94V93H33ZM33 94H32V96L31 97H33ZM8 97H9V95L8 94H6ZM18 95H17V97H18ZM132 95H131V99L133 100L134 98H132ZM13 97H14V95H12ZM26 96H28V94L26 93L25 94V97ZM129 96V97H128ZM139 96H140V94H139ZM7 97V98H8ZM11 97V96H10ZM16 97V98H17ZM21 97V96H20ZM19 97V98H20ZM31 97H29L28 96V98H31ZM141 97V96H140ZM3 98V97H2ZM7 98H3V99H7ZM19 98H17V99H19ZM28 98H27V101H28ZM15 99V98H14ZM33 99V98H32ZM130 99V101L132 102V100ZM12 100V99H11ZM20 100V99H19ZM18 100V102H20ZM140 100V99H139ZM8 101V100H7ZM23 101V100H22ZM21 101V102H22ZM134 101V100H133ZM136 101H137V99H136ZM136 101H134V102H136ZM10 102V104H11V101H9ZM13 102V101H12ZM20 102V103H21ZM24 102V101H23ZM31 102V101H30ZM33 102V101H32ZM31 102V103H32ZM130 102V103H131ZM142 102V101H141ZM35 103H36V101H35ZM133 103V102H132ZM17 104V103H16ZM33 104H34V102H33ZM18 105V104H17ZM39 104H37V106H38ZM132 105V104H131ZM139 105H141L140 104V102H139ZM14 106H15V104H14ZM20 106H21V104H20ZM26 106V105H25ZM25 106H24V108H25ZM35 106V105H34ZM36 106V107H37ZM135 105H132V107H134ZM129 107H130V105H129ZM18 108V107H17ZM20 108V107H19ZM18 108V109H19ZM23 108V105H22V107H21V109ZM40 108V107H39ZM135 108V107H134ZM130 109H132V108H130ZM136 109H137V107H136ZM135 109V110H136ZM35 110V107H34V109H33V111ZM36 110H37V108H36ZM132 110H134V109H132ZM139 110H140V107H139ZM16 111H18V110H16ZM23 111H25V110H23ZM27 111V110H26ZM25 111V112H26ZM81 111V112H80ZM132 112H134V111H132ZM131 112V110H130V113H132ZM18 113V112H17ZM36 114V113H40V112H32L31 111V114ZM83 113V112H82ZM135 113V112H134ZM136 113H138V112H136ZM19 114V113H18ZM28 114V113H27ZM30 114V115H31ZM42 114V113H41ZM41 114H40V116H39V119H41L40 117H41ZM143 114V113H142ZM26 115V114H25ZM37 115V114H36ZM43 115V114H42ZM73 115H72V117H73ZM83 115H85V114H83ZM82 115V116H83ZM125 115H127V112H126V114ZM124 114H123V116H124V118L122 117V120L121 119H119V123H120V120H121V122L123 121V119L126 121L127 119V117H128V115L127 116H125ZM134 114L132 113L131 114V118H132V116H133ZM140 115V114H139ZM145 115V114H144ZM33 116V115H32ZM35 116V115H34ZM33 116V117H34ZM64 116L62 117L63 118V120H64ZM71 116V115H70ZM69 116V117H70ZM75 116V118H77ZM80 117H81V115H79ZM137 116V115H136ZM143 116V115H142ZM141 116V118H143ZM27 117V116H26ZM25 117V118H26ZM72 117H70V118H72ZM126 117V118H125ZM134 117V116H133ZM28 118V117H27ZM26 118V119H27ZM35 118V117H34ZM34 118H30V119H33L34 120ZM37 119H38V117H36ZM35 118V119H36ZM74 118V119H75ZM79 118V117H78ZM84 118H85V116H84ZM117 118V119H116ZM145 119H146V117H144ZM143 118V119H144ZM36 119V121H38ZM68 119V118H67ZM128 119H130V117L128 118ZM140 119V118H139ZM138 119V120H139ZM144 119V120H145ZM33 120L32 121H30V123L32 122L33 123ZM43 120V119H42ZM45 120V119H44ZM66 120V119H65ZM69 120H71V121H69ZM68 121H69V124H70V126H72L73 124H74V121L72 122V119H69ZM82 120V119H81ZM84 120V119H83ZM86 120H88V119H86ZM86 120H84V122L86 121ZM135 120H136V118H135ZM134 120V121H135ZM138 120H137V122H138ZM144 120H142V121H144ZM27 121H28V119H27ZM35 121V122H36ZM62 121V120H61ZM67 121V120H66ZM77 121V120H76ZM78 121L80 122V119H78ZM89 121V120H88ZM93 121H92V124H94L93 123ZM129 121V120H128ZM127 121V122H128ZM132 121H133V119H132ZM34 122V123H35ZM40 122V121H39ZM59 122V121H58ZM63 122V121H62ZM61 122V123H62ZM70 122H72L73 124L71 125V123ZM82 122V121H81ZM80 122V124L82 125V123ZM87 122V121H86ZM124 122V121H123ZM130 122V121H129ZM144 122H147L146 120L144 121ZM143 122V123H144ZM60 123V124H61ZM64 123H65V121H64ZM64 123H63V126L62 127H64L65 128V126H64ZM66 123H68V122H66ZM66 123H65V125H66ZM77 123V122H76ZM91 123V122H90ZM118 123V125H120ZM132 123V122H131ZM135 123H136V121H135ZM140 123V122H139ZM27 124V123H26ZM36 124V123H35ZM78 124V123H77ZM91 124V125H92ZM124 124H126L125 122H124ZM124 124H121L122 126H124L125 127V125ZM130 124V123H129ZM145 124V123H144ZM33 126H34V124H32ZM32 125H30V127H32ZM38 125V126H37ZM37 125H36V127H35V129H37L38 127H39V124L37 123ZM56 125H57V123H56ZM56 125H54L55 127H56ZM85 125H87V124H85ZM120 125V126H121ZM127 125H128V123H127ZM147 125V124H146ZM148 125H150L149 123H148ZM147 125V126H148ZM26 126V125H25ZM53 126V127H54ZM67 126H69V125H67ZM70 126H69V128H70ZM75 126H76V124H75ZM77 126H79V125H77ZM76 126V127H77ZM82 126H84V123H83V125ZM87 126H90V125H87ZM95 126V127H96ZM130 126H131V124H130ZM136 126V125H135ZM138 126V125H137ZM140 126H142V123H140ZM151 126V125H150ZM29 127V128H30ZM73 127V126H72ZM75 127V128H76ZM123 127V128H124ZM132 127H134V126H132ZM154 127V126H153ZM153 127H151V128H153ZM29 128H28V131H29ZM60 128H61V126H60ZM60 128H58V129H60ZM63 128V129H64ZM74 128V127H73ZM79 128V127H78ZM82 128V131L84 130L83 129V127H81ZM94 127H92V130H94L93 129ZM142 128H144V127H142ZM141 128V129H142ZM148 128V131L151 129L150 127H147ZM150 128V129H149ZM157 127H155V129H156ZM31 129V128H30ZM34 129V130H35ZM39 129V128H38ZM37 129V130H38ZM55 129V128H54ZM54 129H53V131L52 132H54ZM57 129V128H56ZM57 129V130H58ZM62 129V130H63ZM71 129V128H70ZM88 129V127L86 128V130ZM90 130H91V128H89ZM114 129H112V130H114ZM117 129H118V127H117ZM122 129V128H121ZM125 129H127V128H125ZM134 129H137V128H135L134 127ZM154 129V128H153ZM33 130V129H32ZM31 130V131H32ZM36 130V132H40L41 133V131H37ZM40 130H42V129H40ZM62 130H61V132H62ZM106 130H108V131H106ZM144 129H142L141 131H143ZM161 130V129H160ZM30 131V132H31ZM43 131H44V129H43ZM49 131V130H48ZM60 131V130H59ZM58 131V132H59ZM66 131H67V128H66ZM72 131V130H71ZM71 131H68V132H70V133H72ZM74 131V130H73ZM82 131L80 132V130H79V133H82ZM97 131H91L92 132V136L94 135L93 133L94 132H97ZM118 131V130H117ZM116 131V132H117ZM135 131V130H134ZM133 131V132H134ZM137 131H138V129H137ZM137 131H135L136 133H138ZM152 131V130H151ZM35 132V131H34ZM47 132V131H46ZM75 132H77L76 130H75ZM84 132H85V130H84ZM83 132V133H84ZM113 132V131H112ZM111 132V133H112ZM125 132H129V129H128V131H125ZM144 132H145V130H144ZM154 131H152V133H153ZM157 132V131H156ZM156 132H155V134H156ZM164 132V131H163ZM39 133V134H40ZM48 133V132H47ZM65 133V130H64V132H63V134ZM69 133V134H70ZM82 133V134H83ZM89 133V132H88ZM88 133H87V136L86 137H88ZM110 133V134H111ZM122 133V131L119 133V134H121ZM150 133V132H149ZM149 133H147V134H149ZM161 133V132H160ZM165 133V132H164ZM164 133H162V134H164ZM29 134V133H28ZM31 134H33L32 132H31ZM42 134V133H41ZM43 134L44 135H47V134H45V132H43ZM53 134H57L56 133V130H55V132L53 133ZM53 134L52 133H50L49 135H52L53 136ZM62 134V135H63ZM67 134V133H66ZM73 135H75V133H72ZM102 134H104V135H102ZM118 134V135H119ZM129 134V133H128ZM128 134H126L127 135V137H128ZM140 134V133H139ZM35 135V134H34ZM59 135V134H58ZM60 135H61V133H60ZM76 135H78V134H76ZM84 136H85V134H83ZM90 135V134H89ZM114 135H116V133H114ZM114 135H112L113 137H114ZM122 135V134H121ZM124 135V134H123ZM144 135H145V133H144ZM157 135V134H156ZM159 135V134H158ZM158 135H157V137H158ZM161 135V134H160ZM169 134H167V136H168ZM170 135H172V133L170 134ZM37 136H38V134H37ZM43 136V135H42ZM52 136H51V138H52ZM71 136V135H70ZM69 136V137H70ZM82 137V136H80L79 135V137L78 138H85V137ZM95 136V135H94ZM93 136V138H95ZM96 136H98V133H97V135ZM106 136H108L109 137V135H106ZM129 136H131V135H129ZM138 136V135H137ZM143 136V135H142ZM141 136V137H142ZM173 136V135H172ZM31 137V136H30ZM58 137V136H57ZM60 137V136H59ZM64 137V136H63ZM62 137V138H63ZM68 137V138H69ZM72 137V136H71ZM91 137V136H90ZM107 137V138H108ZM116 137H117V135L115 136V139H116ZM120 137V135L118 136V138ZM140 137V136H139ZM157 137H155V138H157ZM165 137L166 136H160V138H164L165 139ZM174 137V136H173ZM40 138H41V136H40ZM46 138V136H44V139ZM47 138H48V136H47ZM50 138V137H49ZM53 138H54V136H53ZM67 138V137H66ZM75 139H76V137H74ZM80 138V139H81ZM106 138V137H105ZM111 138V137H110ZM121 139H118V140H121V143H123V145H124V141L122 142V137H120ZM129 138H133V139H135L136 137L134 136V137H129ZM169 138V141L170 140H172L173 138H171L170 139V136H168L167 137V139ZM56 136H55V138H54V140L56 141ZM72 139V138H71ZM74 139V141H76L75 143L77 144V140L78 139H76L75 140ZM90 139V138H89ZM98 139V138H97ZM104 139V138H103ZM109 139V138H108ZM114 139V140H115ZM125 139H127L126 137H125ZM141 139V138H140ZM146 139H148L147 137H146ZM154 139V138H153ZM163 139V140H164ZM36 140V139H35ZM41 140H43V139H41ZM54 140H52V141H54ZM59 140H61L60 138H59ZM63 141H64V138L62 139ZM85 140L87 141L88 139H86L85 138ZM94 139H92V141H93ZM100 140V139H99ZM102 140V139H101ZM111 140V139H110ZM118 140H117V142H118ZM136 140V142H138V140L137 139H135ZM152 140V139H151ZM150 140V142H152ZM161 140V139H160ZM162 140V141H163ZM174 141H175V139H173ZM172 140V142H174ZM179 139H178V137H177V140L176 141H178ZM45 141V140H44ZM46 141H47V139H46ZM45 141V142H46ZM52 141H50V142H52ZM54 141V142H55ZM68 141H71V140H68ZM67 141V142H68ZM82 141V140H81ZM96 141L97 140H94L93 142H95V144H97L96 143ZM105 141V140H104ZM127 141V140H126ZM129 141V140H128ZM140 141V140H139ZM141 141H143L144 142V139L143 140H141ZM140 141V142H141ZM146 141V140H145ZM162 141H161V143H162ZM169 141H168V143H169ZM181 141H183L182 143H184V140L182 139L181 140V138H180V143H181ZM188 141V140H187ZM186 141V142H187ZM193 140H191V142H192ZM40 142V141H39ZM50 142H46V144L48 145V143H50ZM57 143H58V141H56ZM61 142V141H60ZM59 142V143H60ZM88 142V141H87ZM91 142V141H90ZM110 142V141H109ZM114 142H116V140L114 141ZM114 142H111V143H114ZM116 142V143H117ZM132 142V141H131ZM163 142H167V141H163ZM179 142V141H178ZM178 142H177V145H179L178 144ZM190 142V143H191ZM59 143H58V145H59ZM72 143V142H71ZM74 143V144H75ZM80 143H82V142H80ZM101 144H103V142L101 141L100 142ZM111 143H109V144H111ZM118 143H120V141L118 142ZM128 143V142H127ZM130 143V142H129ZM156 143H157V141H156ZM176 143V142H175ZM189 142L187 143V144H189V145H192L193 144V142H192V144H190ZM43 144V143H42ZM45 144V143H44ZM43 144V145H44ZM46 144H45V146H42V147H45L46 148ZM50 144H52V143H50ZM54 144V143H53ZM87 144V143H86ZM93 144V143H92ZM100 144V145H101ZM131 145H134V144H132V143H130ZM151 144V143H150ZM149 143H148V145H150ZM159 145H160V143H158ZM170 145H171V143H169ZM173 145H174V143H172ZM185 144V143H184ZM186 144V145H187ZM57 146V144L55 143L54 144V146ZM71 144L69 143V146H70ZM85 145V144H84ZM88 145V144H87ZM90 145V144H89ZM114 145V144H113ZM137 145V144H136ZM142 145H144V144H142ZM147 145V147H149ZM154 145V142H153V144L151 145V146H153ZM161 145H163V143L161 144ZM164 145H166V144H164ZM172 145V146H173ZM176 145V146H177ZM196 146L198 145L197 143L195 144ZM194 145V146H195ZM50 146H53V145H50ZM55 146V147H56ZM74 146V145H73ZM80 146H81V144H80ZM79 146V147H80ZM86 146V145H85ZM93 146V145H92ZM97 146V145H96ZM96 146L94 145L93 147L94 148H96ZM103 146V145H102ZM112 146V145H111ZM116 146V145H115ZM114 146V147H115ZM140 146V145H139ZM139 146H137V147H139ZM168 146V145H167ZM171 146V147H172ZM193 146V145H192ZM200 145H198V147H196L197 149L198 148H200V149H203V148H201L202 146H200ZM216 146H218V145H216ZM41 147V146H40ZM39 147V148H40ZM61 148H62V146H60ZM68 147V146H67ZM84 147V146H83ZM86 147H88V146H86ZM91 147V146H90ZM99 147H101V146H99ZM107 148L109 147V145L108 146H106ZM134 148H135V146H133ZM132 147V148H133ZM141 147V146H140ZM139 147V148H140ZM170 147V146H169ZM173 147H175V146H173ZM181 147H183V146H181ZM181 147L179 148V146L177 147L179 150H181ZM186 147V146H185ZM187 147H188V145H187ZM186 147V148H187ZM219 147V146H218ZM48 148V147H47ZM65 148V147H64ZM102 148V147H101ZM120 148V147H119ZM118 148V149H119ZM143 148H144V146H143ZM154 148V147H153ZM168 148V147H167ZM192 148H194V147H192ZM208 148V147H207ZM215 148V146L213 145V149ZM42 149V148H41ZM69 149V148H68ZM86 149V148H85ZM90 149H92V147L90 148ZM103 149V148H102ZM109 149H110V147H109ZM138 149V148H137ZM141 149H142V147H141ZM158 148H156V149H154L155 151H156V153L158 152V151H160V150H157ZM160 149V148H159ZM162 149V148H161ZM174 148H172V150H173ZM176 149V148H175ZM189 150H191L190 149V147L188 148ZM187 149V151L189 152V150ZM205 149V148H204ZM213 149L211 150V153H212V151H213ZM216 149V148H215ZM218 149H222V148H218ZM46 150V149H45ZM44 150V151H45ZM50 150V149H49ZM49 150H47V151H49ZM71 150V149H70ZM144 150H147V149H144ZM150 150H153V149H150L149 148V151L147 150V151H145L146 152V154H148V152L149 153H151L152 151H150ZM164 150H165V147H164ZM169 150H171V149H169ZM171 150V152H174V151H172ZM183 150V149H182ZM196 150V149H195ZM195 150L193 151L194 153H195V155L197 154L198 155V153H196L195 152ZM205 150H207V149H205ZM204 150V151H205ZM223 150V149H222ZM80 151H82V149L80 150ZM87 151V150H86ZM101 151V150H100ZM119 151V150H118ZM122 152H121V155H123V159L124 160H127V158L130 156V158H132V156L128 153V144H125V146L123 147L122 146V150H121ZM130 151V153H131V150H129ZM133 151V150H132ZM162 151H163V149H162ZM175 151H177V150H175ZM184 151H186V150H184ZM40 152H42V150L40 151ZM89 152V151H88ZM102 153H103V151H101ZM115 152V151H114ZM137 152V151H136ZM135 152V153H136ZM165 152V151H164ZM170 152V151H169ZM182 152V151H181ZM199 152H201V150L199 151ZM205 152H207V151H205ZM213 152H217V151H213ZM85 153V152H84ZM115 153H117V151L115 152ZM141 153V152H140ZM159 153V152H158ZM163 153V152H162ZM190 153V152H189ZM210 153V155L209 156H214L213 154L214 153H212L211 154ZM219 153V152H218ZM222 153V152H221ZM224 153V152H223ZM112 154V153H111ZM132 154V153H131ZM152 154V153H151ZM167 154H168V156H171V155H169V153L167 152ZM172 154V153H171ZM175 154V153H174ZM173 154V155H174ZM184 154V153H183ZM182 154V155H183ZM206 154V153H205ZM207 154L206 155H204V152L201 154L202 155V157L204 156V159H205V161H208L207 159H206V157H207ZM217 154V153H216ZM215 154V155H216ZM106 155H107V152H106ZM119 155V154H118ZM135 155H137V154H135ZM159 155H161V153H159ZM158 155V156H159ZM176 155V154H175ZM178 155V154H177ZM188 155V157H190L189 155L190 154H187ZM194 155V154H193ZM195 155H194V157L191 155V157H193V158H195ZM87 156H89L88 154H87ZM105 156V155H104ZM139 156H141L140 154H139ZM145 156V155H144ZM157 156V157H158ZM179 156H181V155H179ZM185 157H186V155H184ZM199 156V155H198ZM197 156V158H199ZM206 156V157H205ZM217 156H219V155H217ZM217 156H215V158L217 157ZM223 156H225V154L223 155ZM107 157V156H106ZM110 158H111V156H109ZM146 157V156H145ZM154 156H152L151 158H153ZM162 157V156H161ZM165 157L167 158V156L165 155ZM184 157V158H185ZM190 157V158H191ZM201 157V156H200ZM201 157V158H202ZM93 158H95V156L93 157ZM115 159L117 158V157H114ZM119 158V157H118ZM117 158V159H118ZM156 158V157H155ZM154 158V159H155ZM182 159V160H184V162H186V159L187 158H185V159ZM189 158V159H190ZM207 158H209V157H207ZM218 158V157H217ZM222 158H224V157H222L221 155H220V159H222ZM230 158H231V156H230ZM105 158H103V160H104ZM139 159V158H138ZM149 159V158H148ZM171 159V158H170ZM200 159V158H199ZM198 159V160H199ZM210 159H211V157H210ZM209 159V160H210ZM220 159H215L216 161L217 160H219V162L220 163H222L221 161H220ZM119 160V159H118ZM136 160H137V157H136ZM136 160H135V162H136ZM147 159H144V160H137V161H146ZM157 160H158V158H157ZM172 160V159H171ZM180 160V159H179ZM191 160H193L192 158H191ZM215 160L213 161V162H211V164H214V162H215ZM223 161H224V159H222ZM228 160V159H227ZM230 160H232L231 162H233V159H230ZM105 161V160H104ZM109 161V160H108ZM111 161V160H110ZM116 161V160H115ZM120 161H122L123 162V160H120ZM128 161H129V158H128ZM133 161V160H132ZM131 161V162H132ZM154 161V160H153ZM168 161V160H167ZM178 161V160H177ZM195 162L197 161V159H195L194 160ZM199 161H201V160H199ZM203 161V160H202ZM204 161V162H205ZM93 162H94V160H93ZM103 161H100V163H102ZM106 163H107V161H105ZM122 162H120V163H122ZM127 162V161H126ZM149 163H150V161H148ZM155 162H156V160H155ZM165 162V161H164ZM169 162V161H168ZM167 162V163H168ZM179 162V161H178ZM182 162V161H181ZM198 162V161H197ZM196 162V163H197ZM228 162H230V161H228ZM234 162L236 163V161L234 160ZM84 163V162H83ZM90 163H91V161H90ZM96 163V162H95ZM112 163V162H111ZM140 163V162H139ZM158 163V162H157ZM163 162H161V164H162ZM166 163V164H167ZM195 163V164H196ZM206 163V162H205ZM218 163V162H217ZM234 163V164H235ZM85 164H87V163H85ZM88 164H89V162H88ZM108 164H110V162L108 163ZM131 164V163H130ZM141 165L143 164L142 162L140 163ZM151 164V163H150ZM165 164V165H166ZM169 164V163H168ZM170 164H171V162H170ZM182 164V163H181ZM187 164V163H186ZM189 164L191 165V162H189ZM202 164H204V163H202ZM210 164V165H211ZM216 164V163H215ZM219 164V163H218ZM225 163H223V165H224ZM229 166H231L230 164H233V163H227ZM80 165H83L82 163L80 164ZM97 165V164H96ZM96 165H93L94 167L96 166ZM99 165V164H98ZM101 165H104V164H101ZM100 165V166H101ZM105 165H107V164H105ZM124 165V164H123ZM122 165V166H123ZM132 166H134L133 164H131ZM152 165V164H151ZM150 165V166H151ZM157 165V164H156ZM159 165V164H158ZM173 165H174V163H173ZM175 165H177L178 166V164H175ZM197 165L199 166V165H201L200 163H198V164H196V167L193 165V167H195V168H197V170H198V168H200V167H197ZM217 165V164H216ZM216 165H214V166H216ZM93 166H91V167H93ZM108 166V165H107ZM111 165H109V167H110ZM113 166V165H112ZM128 166V165H127ZM131 166V167H132ZM135 166H138V165H136L135 164ZM144 166H147V164L146 165H144ZM150 166H148L147 167V170H149V168H150ZM160 166H162V165H160ZM163 166H164V164H163ZM162 166V167H163ZM167 166V165H166ZM166 166H164V168H167ZM186 166V165H185ZM204 166V165H203ZM235 166V165H234ZM84 167V166H83ZM89 168H90V166H88ZM87 167V168H88ZM104 167V166H103ZM117 167V166H116ZM157 167V166H156ZM161 167V168H162ZM171 167V166H170ZM176 167V166H175ZM175 167H173V168H175ZM179 167H180V164H179V166H178V170H179ZM188 167V166H187ZM191 167H192V165H191ZM211 167H213L212 165H211ZM210 167V168H211ZM216 167H219V165H217ZM220 167H221V164H220ZM224 167V166H223ZM228 167V166H227ZM227 167H226V169H227ZM237 167V166H236ZM82 168V167H81ZM86 167H85V169H87ZM113 168H114V166H113ZM161 168H160V170H161ZM169 168V167H168ZM184 168V167H183ZM190 168V167H189ZM189 168H184L185 170L186 169H188L189 170ZM195 168H193V169H195ZM206 168V167H205ZM215 168V167H214ZM225 168V167H224ZM232 167H230V169H231ZM77 169V168H76ZM92 168H90V170H91ZM94 169V168H93ZM106 169H108V168H106ZM106 169H105V171H106ZM122 169V168H121ZM132 169H133V167H132ZM141 169V168H140ZM140 169H138L139 171H140ZM157 169H159V168H157ZM163 169V168H162ZM176 169V168H175ZM174 169V170H175ZM183 169V170H184ZM192 169V168H191ZM190 169V170H191ZM202 169H204V168H202ZM219 169V168H218ZM233 169H235V168H233ZM236 169H238V168H236ZM235 169V170H236ZM96 170H99V169H95L94 171H95V173H94V171L92 170V173H94V174H96ZM104 170V169H103ZM112 170V169H111ZM123 170H124V168H123ZM134 170V169H133ZM143 170H145L144 168H143ZM159 170V171H160ZM164 170V169H163ZM163 170H161V171H163ZM168 170H170V169H168ZM167 170V171H168ZM177 170V169H176ZM176 170L174 171V173L176 172ZM180 170H182V169H180ZM184 170V171H185ZM187 170V171H188ZM189 170V171H190ZM200 170H201V168H200ZM200 170H198L199 171V174H200ZM211 170H213L212 168L210 169V171L209 172H211ZM228 170H229V168H228ZM232 170V169H231ZM239 170V169H238ZM241 170H243V169H241ZM89 171V170H88ZM87 171V172H88ZM100 171H102V168L100 169ZM104 171V172H105ZM113 171V173L114 174H116L115 172H114V170H112ZM139 171H137L136 170V172H139ZM164 171H165V173H164ZM163 171V173L164 174H167L166 172V169ZM188 171V172H189ZM192 171V170H191ZM197 171V172H198ZM206 171V170H205ZM204 171V172H205ZM218 170H215V174H216V172H217ZM222 171V170H221ZM225 171H227V170H223V172L225 173ZM230 171V170H229ZM232 171H234V170H232ZM244 171V170H243ZM111 172V171H110ZM119 172V171H118ZM126 172L127 173H129L127 170H126ZM135 172V173H136ZM142 172V174H144L145 172L144 171H141ZM158 172V171H157ZM172 172V171H171ZM195 172H196V170H195ZM202 172H203V170H202ZM208 171H206V173H207ZM228 172V171H227ZM75 173H76V171H75ZM82 173V172H81ZM148 173L149 174H152V175H157V173L156 172H154V174L150 171H148ZM148 173H146L145 175H147ZM156 173V174H155ZM189 173H192V172H189ZM220 172L218 171V174H219ZM234 173H236L235 171H234ZM80 174V172L78 171V175ZM89 174V173H88ZM104 174H107V172L106 173H104ZM141 174V173H140ZM139 174V175H140ZM159 174H161V173H159ZM173 173H170V175H172ZM179 174H180V172H179ZM181 174H182V172H181ZM180 174V175H181ZM185 174V173H184ZM194 174V173H193ZM196 174V173H195ZM231 174H233V172L231 173ZM231 174H229V176L231 175ZM247 174V173H246ZM245 174V175H246ZM77 174H76V176H78ZM85 175H87V174H85ZM118 175V174H117ZM116 175V176H117ZM175 175V174H174ZM174 175H173V177H174ZM178 175V174H177ZM187 175V174H186ZM186 175H183V177L184 176H186ZM222 175H223V173H222ZM235 175V174H234ZM239 175H240V173H239ZM249 175H251V173L249 174ZM72 176V175H71ZM73 176H75V175H73ZM75 176V177H76ZM81 176V175H80ZM82 176H84V173H83V175ZM90 176V175H89ZM97 176V175H96ZM101 176V175H100ZM111 176H114V175H111ZM129 176V175H128ZM134 176H135V174H134ZM133 176V177H134ZM193 176V175H192ZM191 176V177H192ZM198 176V175H197ZM215 176V175H214ZM218 177H219V175H217ZM229 176H227V182H228V180L231 178V176L229 177ZM242 176V175H241ZM103 177V176H102ZM106 176L104 175V178H105ZM109 177V176H108ZM141 177V175L139 176V179L137 178V180L138 181H141V180H143V178H145V177H143V178H140ZM147 177V176H146ZM157 177H159V175L157 176ZM161 177V176H160ZM164 177V176H163ZM180 177H182V175L180 176ZM194 177V176H193ZM203 177V176H202ZM206 177V178H205ZM204 178L207 180V181H209L211 178H213V173L211 172V173H207V175L205 176ZM220 177H223V176H221V173H220ZM225 177V176H224ZM239 178H241L240 176H238ZM250 177V176H249ZM249 177H247V178H249ZM78 178V177H77ZM89 178V177H88ZM93 178V177H92ZM112 178V177H111ZM114 178V177H113ZM112 178V179H113ZM118 178V177H117ZM121 178V177H120ZM126 178H128V177H126ZM168 178H169V176H168ZM190 178V177H189ZM199 178V177H198ZM201 178V177H200ZM233 178H234V176H233ZM232 178V179H233ZM235 178H236V175H235ZM234 178V179H235ZM244 178V177H243ZM253 178V177H252ZM257 178V177H256ZM71 180H72V178H70ZM76 179V178H75ZM79 179V178H78ZM108 179H110V178H108ZM124 179V178H123ZM136 179V178H135ZM141 179V180H140ZM153 179V181H152V184L154 183V178H152ZM155 179H157V181H160L159 179H161V178H155ZM167 179V178H166ZM170 179V178H169ZM173 179V178H172ZM175 179V178H174ZM185 179V178H184ZM191 179V178H190ZM190 179H188L189 181H190ZM192 179H194V178H192ZM197 179V178H196ZM205 179H204V182H205ZM251 179V178H250ZM249 179V180H250ZM69 180V179H68ZM88 180V179H87ZM103 180V179H102ZM105 180H106V178H105ZM115 180V179H114ZM133 179H132V177H131V179H129V181H131V183L134 181H132ZM162 180H164V178L162 179ZM179 180V178L177 177V181ZM180 180H182V179H180ZM186 180V179H185ZM198 180V179H197ZM201 180H202V178H201ZM214 180V179H213ZM220 180V179H219ZM231 180V179H230ZM229 180V181H230ZM252 180V179H251ZM74 181V180H73ZM90 181V180H89ZM107 181V180H106ZM127 181H128V179H127ZM128 181V182H129ZM136 181V180H135ZM134 181V182H135ZM137 181V183H139ZM173 182H175V180H172ZM216 181L218 182V180L216 179ZM216 181H215V183H214V185H216ZM235 181V180H234ZM254 182H256L255 180H253ZM80 182V181H79ZM78 182V183H79ZM108 182V181H107ZM112 182H114V181H112ZM111 182V184L113 185V183ZM122 182V181H121ZM120 182V184H122ZM124 182H126V181H124ZM128 182H126V183H128ZM142 182V181H141ZM156 182V181H155ZM169 183H170V180L168 181ZM183 182V181H182ZM187 182V181H186ZM220 182V181H219ZM232 182V181H231ZM238 182V181H237ZM241 182V181H240ZM243 182V181H242ZM247 182V181H246ZM252 182V181H251ZM68 183V182H67ZM76 183H77V180H76ZM130 183V184H131ZM145 183H147V181H145ZM145 183H144V185H145ZM161 183H162V186L160 187V188H158V186H156V188H157V191H159V192H162V191H160L159 189H163V184H164V182L163 181H161ZM161 183H160V185H161ZM165 183H167V182H165ZM192 183H194V182H192ZM200 183H201V181H200ZM199 183V184H200ZM209 183H212V182H209ZM208 183V184H209ZM221 183V182H220ZM234 183V182H233ZM232 183V184H233ZM253 183V182H252ZM251 183V184H252ZM72 184H75V182L74 183H72ZM71 184V185H72ZM107 184V183H106ZM108 184H110L109 182H108ZM119 184V183H118ZM118 184H116V185H118ZM119 184V185H120ZM125 184V183H124ZM176 184V183H175ZM180 183L179 182H177V186L176 187H178L179 186V188H180V185H179ZM185 184H188V183H185ZM184 183H183V185H185ZM228 184V183H227ZM236 184H238V183H236ZM245 183H243V185H244ZM248 184H249V182H248ZM254 184V183H253ZM76 185V184H75ZM89 185H90V183H89ZM111 185V186H112ZM133 185V184H132ZM132 185H131V187H132ZM147 185H149V183H147ZM171 185V184H170ZM189 185V184H188ZM187 185V186H188ZM191 185V184H190ZM188 186V187H192V186ZM230 185V184H229ZM226 186V188H228V187H232V186ZM68 186H70V184H68ZM122 186H123V184H122ZM126 186V185H125ZM130 186V185H129ZM137 187H138V185H136ZM142 186V188H144V186L143 185H141ZM210 186L212 187V185L210 184L209 185V187L208 188H210ZM242 186V185H241ZM250 186V185H249ZM256 186V185H255ZM260 186V185H259ZM78 187V186H77ZM84 187V186H83ZM103 187V186H102ZM108 187H110V185L109 186H106L105 187V189H107ZM114 187H115V185H114ZM135 187V186H134ZM140 187V186H139ZM148 187H150V186H148ZM168 186H166L165 188H167ZM186 188V189H189V188ZM193 187H195V189H194V191L199 187V186H193ZM193 187H192V189H193ZM197 187V188H196ZM202 187V186H201ZM234 187V186H233ZM232 187V188H233ZM244 187V186H243ZM246 187H248V185L247 186H245V188ZM65 188V187H64ZM71 188V187H70ZM104 188V187H103ZM112 188V187H111ZM119 188H121V187H119ZM126 188H128V187H126ZM151 188V187H150ZM150 188H148V190L150 189ZM154 188V187H153ZM171 188H173V185H171V187L169 186V188H168V190L169 189H171ZM216 188H219V187H216ZM225 188V185H224V187H223V190L224 189H226ZM240 188V187H239ZM68 190H69V188H67ZM72 189H73V187H72ZM71 189V190H72ZM95 189H96V187H95ZM104 189V190H105ZM109 189V188H108ZM115 189L116 188H114V190L113 191H115ZM140 189V188H139ZM178 189V188H177ZM177 189H176V191H177ZM186 189H183V191L184 190H186ZM200 189V188H199ZM204 189V188H203ZM206 189V188H205ZM214 189H215V187H214ZM220 189H221V187H220ZM67 190V191H68ZM78 190V189H77ZM87 190H89V189H87ZM119 191H122V190H120V189H118ZM136 190V189H135ZM146 190H147V188H146ZM174 190V189H173ZM181 190V189H180ZM213 190V189H212ZM217 190V189H216ZM229 189H227L226 191H228ZM232 191L234 190V189H231ZM230 190V191H231ZM253 190H254V188H253ZM64 191V190H63ZM67 191H65V192H67ZM74 191H75V188H74ZM98 191V190H97ZM107 191V190H106ZM113 191H111V193L113 192ZM126 191H130L129 189L128 190H126ZM151 192H149V193H152L153 191L152 190H150ZM156 191V190H155ZM191 191V190H190ZM188 192V194L189 193H191V192ZM201 191V190H200ZM205 191H207V190H205ZM232 191H231V193H232ZM235 191V190H234ZM244 191H246V189L244 190ZM71 192H73V191H71ZM79 192V191H78ZM84 192V191H83ZM91 192V191H90ZM145 192V191H144ZM144 192H142V194L144 195ZM164 192H165V190H164ZM173 192H175V191H173ZM172 192V193H173ZM178 192V191H177ZM248 192V191H247ZM251 192V191H250ZM249 192V193H250ZM253 192V191H252ZM131 193H133V192H131ZM165 193H167V191L165 192ZM171 193V194H172ZM176 193V192H175ZM181 193H183V192H181ZM200 193V192H199ZM203 194L205 193V192H202ZM207 193V192H206ZM213 193H216L217 194V192H214V190H213ZM212 193V194H213ZM220 193H221V191H220ZM219 193V191H218V194H220ZM224 193V192H223ZM245 193V192H244ZM65 194V193H64ZM63 194V195H64ZM66 194H68V193H66ZM77 194V193H76ZM89 194V193H88ZM92 194H93V192H92ZM113 194V193H112ZM122 194V193H121ZM137 194V193H136ZM140 194V193H139ZM155 194V193H154ZM158 194V193H157ZM160 194V193H159ZM177 195H179L180 193L178 192V193H176ZM196 194H198V193H196ZM201 194V193H200ZM209 194H211V192L209 191ZM243 194V193H242ZM82 195H84V194H82ZM102 195H104V194H102ZM146 195H148V194H146ZM150 195V194H149ZM161 195H163V194H161ZM160 195V196H161ZM165 195H169V194H165ZM173 195H174V193H173ZM176 195V196H177ZM190 195V194H189ZM195 195V193H193V195L191 196L192 197V199L189 201V204L187 205V207H185V205H180L181 203H178V205L179 206H182V209H184V207L186 208V210H185V213H184V215H183V217H182V220H180V223H182V224H180V231L181 232H178V236L180 237V239H187L186 237L185 238H183V236L184 235H187V237L188 236H190L189 234H191V232L190 231H202L204 228V225H208V224H205V223H207L208 221H206V220H203V221H206V222H204L203 223V221H202V217H204L203 216V210H202V207H203V205H202V202H201V200H200V197H197V196H194ZM199 195V194H198ZM202 195V194H201ZM205 195V194H204ZM214 195V194H213ZM213 195H211V197L213 196ZM221 195V194H220ZM229 195V194H228ZM231 195V194H230ZM233 195V194H232ZM255 195V194H254ZM89 196V195H88ZM98 196V195H97ZM106 196V195H105ZM108 196V195H107ZM155 196V195H154ZM172 196V195H171ZM170 196V197H171ZM175 196V195H174ZM179 196H181V195H179ZM185 196H187L186 195V192H185ZM185 196H182V197H185ZM206 196L208 197L209 195H207L206 194ZM206 196H204V197H206ZM214 196H216V195H214ZM223 196V195H222ZM237 196H239V195H237ZM261 196V195H260ZM66 197V200H67V196H65ZM68 197H71V195L70 196H68ZM80 197V196H79ZM85 197V196H84ZM123 197V196H122ZM141 197V196H140ZM139 197V198H140ZM157 197V196H156ZM162 197V196H161ZM225 197H227V196H225ZM230 197V196H229ZM235 197V195L233 196V198ZM252 197V196H251ZM90 198V197H89ZM102 198V197H101ZM110 198H111V196H108V198L107 199H109L110 200ZM120 198V197H119ZM118 198V199H119ZM123 198H126L125 196L123 197ZM128 198V197H127ZM136 198H137V196H136ZM145 198V197H144ZM147 199H146V201L147 200H149L150 198L152 199L153 198V195H152V197H146ZM149 198V199H148ZM167 199V197H164V199ZM169 198V197H168ZM176 198V197H175ZM187 198V197H186ZM190 198V197H189ZM216 198H218V197H216ZM231 198V197H230ZM239 198V197H238ZM261 198V197H260ZM98 199V198H97ZM116 199V198H115ZM114 199V200H115ZM117 199V200H118ZM121 199V198H120ZM154 199V198H153ZM157 199V198H156ZM155 199V200H156ZM160 199V198H159ZM158 199V200H159ZM174 199V198H173ZM181 199V198H180ZM179 199V200H180ZM188 199V198H187ZM203 199V198H202ZM210 199V198H209ZM209 199H207V200H209ZM211 199H213V198H211ZM210 199V200H211ZM218 199H220V198H218ZM217 199V200H218ZM253 199H255V198H253ZM64 200V199H63ZM88 200V199H87ZM95 200V199H94ZM112 200H113V198H112ZM123 200V199H122ZM125 200V199H124ZM123 200V201H124ZM132 200H134V199H132ZM174 200H178V198L177 199H174ZM178 200V201H179ZM182 200H185V199H182ZM204 200H206V199H204ZM220 200H222V199H220ZM230 200H233V199H230ZM242 200V199H241ZM251 200V199H250ZM71 201V200H70ZM76 201H78V199L76 200ZM82 201V200H81ZM81 201L79 202V203H81ZM130 201H131V199H130ZM129 201V202H130ZM136 201H138V200H136ZM140 201H142V199H140ZM151 201V200H150ZM153 201V200H152ZM176 201L174 202V203H172V197H171V205L172 204H174L175 205V203H176ZM181 201V200H180ZM227 201H228V199H227ZM237 201V200H236ZM247 201V200H246ZM262 201H264V200H262ZM61 202H62V200H61ZM68 203H69V201H67ZM73 202V201H72ZM85 202V201H84ZM90 202V201H89ZM119 202V201H118ZM145 202V201H144ZM159 202V201H158ZM163 202V201H162ZM170 202V201H169ZM184 202V201H183ZM187 202V201H186ZM207 202V201H206ZM210 203L212 202V201H209ZM216 203H217V201H215ZM218 202H220L221 203V201H218ZM232 202V201H231ZM243 201H239V205L242 203ZM251 203L253 202V201H250ZM63 203V202H62ZM65 203V202H64ZM67 203V204H68ZM77 203V202H76ZM106 203V202H105ZM110 203V202H109ZM112 203V202H111ZM110 203V204H111ZM124 203H125V201H124ZM134 203H135V201H134ZM133 203V204H134ZM141 203V202H140ZM152 204H153V202H151ZM224 203H225V200H224ZM228 203V202H227ZM233 203H235V202H233ZM238 203V202H237ZM243 203H245L246 205H247V203L244 201ZM67 204H66V207H67ZM150 204V203H149ZM160 204H161V202H160ZM208 203H206V205H207ZM215 204V203H214ZM217 204H219V203H217ZM223 204V203H222ZM229 204V203H228ZM230 204H232V203H230ZM229 204V205H230ZM249 204V203H248ZM84 205V204H83ZM114 205V204H113ZM146 205H148L147 203H146ZM146 205H144V206H146ZM165 205L167 206V205H169V204H167L166 202H165ZM177 205V204H176ZM175 205V206H176ZM224 205H227L226 203L224 204ZM242 205V204H241ZM255 205H256V208L254 209V211H253V213H251V211H249V209L247 208L246 210H248V212H250L251 214H252V216L254 215V214H256L257 212V214H256V216H253L252 218H256L257 220H258V222H260V224L262 225L261 227H264V211L262 210V209H260V206H257L258 205V203H257V201H255ZM254 205V206H255ZM261 205V204H260ZM58 206V205H57ZM78 206V205H77ZM152 206V205H151ZM154 206V205H153ZM158 206H160L159 204H158ZM162 206H164V204L162 205ZM173 206V205H172ZM212 206H214L213 204H212ZM219 206H220V204H219ZM232 206V205H231ZM250 206V205H249ZM252 206V205H251ZM250 206V207H251ZM102 207H104V205H102ZM141 207H142V205H141ZM149 207H150V205H149ZM177 207L178 206H176V208L175 209H177ZM210 207H211V205H210ZM210 207H208L209 209L208 210H210ZM215 207H216V205H215ZM218 207V206H217ZM241 207V206H240ZM240 207L238 206L237 208H239L240 209ZM58 208H59V206H58ZM64 208V207H63ZM96 208V207H95ZM116 208V207H115ZM143 208V207H142ZM141 208V209H142ZM151 208V207H150ZM156 209H157V207H155ZM162 208V207H161ZM219 208V207H218ZM217 208V209H218ZM227 208V207H226ZM233 208V207H232ZM235 208V207H234ZM242 208H244L243 206L241 207V209ZM253 208V207H252ZM262 208H263V206H262ZM61 209H62V207H61ZM66 209V208H65ZM73 209V208H72ZM97 209V208H96ZM109 209V208H108ZM110 209H111V207H110ZM122 209V208H121ZM125 209V208H124ZM136 208H134V210H135ZM167 209V208H166ZM169 209V208H168ZM173 209H174V207H173ZM179 209V208H178ZM215 209V208H214ZM220 210H222L221 208H219ZM236 209V208H235ZM59 210V209H58ZM64 210V209H63ZM95 210V209H94ZM105 210V209H104ZM145 210H148L147 208L145 209ZM150 210H152L153 211V209H150ZM160 210V209H159ZM208 210H204L205 211V213H206V211L208 212ZM226 209L224 208V210H223V212L222 213H224V211H225ZM231 210V209H230ZM244 210L245 209H243V214H246L245 212H247V211H245L244 212ZM79 211V210H78ZM78 211H76L77 212V214H78ZM83 211V210H82ZM82 211H80V212H82ZM93 211V210H92ZM121 211V210H120ZM149 211V210H148ZM148 211H144L145 213H147V214H149L148 213ZM176 211V210H175ZM215 211V210H214ZM71 212V211H70ZM79 212V213H80ZM103 212V211H102ZM114 212V211H113ZM134 212V211H133ZM156 212V211H155ZM160 212V211H159ZM164 212H166V210L164 211ZM180 212V211H179ZM219 212V211H218ZM217 212V213H218ZM221 212V211H220ZM231 212V211H230ZM236 212H238V210L236 211ZM61 213V212H60ZM73 213V212H72ZM175 213V212H174ZM181 213V212H180ZM204 213V214H205ZM209 213V212H208ZM207 213V214H208ZM212 213H213V211H212ZM229 213V212H228ZM232 213V212H231ZM249 213V214H250ZM59 214V213H58ZM76 214V213H75ZM97 214H98V212H97ZM101 214V213H100ZM119 214V213H118ZM120 214H123V213H120ZM136 214V213H135ZM139 214V213H138ZM137 214V215H138ZM141 214V213H140ZM139 214V215H140ZM146 214V217L144 216L143 218H150L148 215ZM151 214V213H150ZM153 214V213H152ZM171 214V213H170ZM206 214V215H207ZM215 214H216V212H215ZM218 214H220V213H218ZM217 214V215H218ZM226 214V213H225ZM238 214V213H237ZM240 214H242V211H241V213ZM85 215H87V214H85ZM88 215H91L90 213H88ZM93 215V214H92ZM134 215V214H133ZM156 215V214H155ZM157 215H159V214H157ZM224 215V214H223ZM228 215H230V214H228ZM234 215V214H233ZM67 216V215H66ZM80 216V215H79ZM98 216V218H99V220H102V219H100L101 217H99V214L97 215ZM96 216V217H97ZM114 216V215H113ZM118 216V215H117ZM148 216V217H147ZM163 216V215H162ZM174 216V215H173ZM177 216H179V213L177 214ZM181 216V215H180ZM210 215H208V216H206V217H209ZM211 216H213V215H211ZM241 215H239L238 217H240ZM58 217V216H57ZM63 217H64V215H63ZM72 217H74V216H72ZM76 217H77V215H76ZM90 217H93V216H90ZM103 217H105V216H103ZM107 218L109 217V215H107L106 216ZM161 217V216H160ZM164 217H165V214H164ZM167 217V216H166ZM215 217V216H214ZM220 217V216H219ZM219 217H218V219H217V221L219 220ZM221 217H222V215H221ZM224 217V216H223ZM69 218V217H68ZM81 218H83V217H81ZM80 218V219H81ZM97 218V219H98ZM138 218V217H137ZM205 218V217H204ZM213 218V217H212ZM217 218V217H216ZM227 218H228V216H227ZM227 218H226V220H227ZM247 219L249 218L248 216L246 217ZM252 218H250V219H252ZM57 219H60V217L59 218H57ZM85 219H86V217H85ZM90 219V218H89ZM104 219V218H103ZM151 219H152V217H151ZM150 219V220H151ZM160 219V218H159ZM158 219V221H160ZM167 219V218H166ZM174 219V218H173ZM172 219V220H173ZM177 219H181L180 217H178ZM177 219L175 218V221H177ZM208 219H210V218H208ZM221 219V218H220ZM237 219V218H236ZM246 219V220H247ZM255 219V220H256ZM72 220V219H71ZM76 220V219H75ZM95 220V219H94ZM98 220V221H99ZM129 220V219H128ZM127 220V221H128ZM132 220V219H131ZM148 219H146V221H147ZM171 220V221H172ZM213 220H214V218H213ZM241 220H243V219H240V221ZM245 220V221H246ZM254 220V221H255ZM61 221V220H60ZM67 221V220H66ZM103 221V220H102ZM106 221V220H105ZM105 221L103 222V223H105ZM113 220H111L110 221V223L112 222ZM143 221H144V219H143ZM145 221V222H146ZM163 222H164V220H162ZM182 221V222H181ZM211 222H212V220H210ZM231 222H232V219L230 220ZM248 221H250V220H248ZM74 222V221H73ZM78 222V221H77ZM81 222H83V221H81ZM99 222H101V221H99ZM108 221H106V223H107ZM122 222V221H121ZM140 222H142V220L140 221ZM167 222V221H166ZM170 222V221H169ZM173 222H174V220H173ZM227 222V221H226ZM225 222V223H226ZM233 222H235L236 223V220L234 221L233 220ZM65 223V222H64ZM120 223V222H119ZM123 223V222H122ZM143 223V222H142ZM153 223H154V221H153ZM168 223V222H167ZM171 223V222H170ZM169 223V224H170ZM213 223H214V221H213ZM218 223L220 224V223H222V222H219L218 221ZM238 223H239V221H238ZM63 224V223H62ZM78 224V227H79V224L80 223H77ZM97 224H99V223H97ZM96 224V225H97ZM101 224H102V222H101ZM101 224H99V227L100 226H102ZM128 224H129V222H128ZM127 224V225H128ZM204 224V225H203ZM210 224V223H209ZM227 224V223H226ZM225 224V225H226ZM234 224V223H233ZM244 224V223H243ZM246 224V223H245ZM249 224V223H248ZM90 225V224H89ZM105 225V224H104ZM108 225V224H107ZM141 225H143V224H141ZM147 225V224H146ZM158 225H160V224H158ZM165 225V224H164ZM172 225H175V223L174 224H172ZM171 225V226H172ZM178 225H179V223H178ZM212 225V224H211ZM210 225V227H214L215 225H213V226H211ZM228 225H230V224H228ZM227 225V226H228ZM242 225V224H241ZM63 226V225H62ZM71 226H73V224L71 225ZM75 226V225H74ZM106 226V225H105ZM117 226V225H116ZM153 226V225H152ZM155 226H157V224L155 223ZM170 226V225H169ZM217 226V225H216ZM215 226V227H216ZM221 226V225H220ZM233 226V225H232ZM237 226H239V225H237ZM236 226V227H237ZM248 226V225H247ZM63 227H65V225L63 226ZM68 227V226H67ZM66 227V228H67ZM97 227V226H96ZM103 227V226H102ZM110 227V226H109ZM146 227V226H145ZM159 227H162V226H159ZM175 227H178V226H175ZM219 227V226H218ZM217 227V229H219ZM223 227H224V224H223ZM226 227V226H225ZM233 227H235V226H233ZM235 227V228H236ZM245 227H246V225H245ZM250 227V226H249ZM255 227V226H254ZM85 228V227H84ZM91 228V227H90ZM104 228V227H103ZM123 228V227H122ZM153 228H156V227H153ZM163 228H166V226L165 227H163ZM230 228V227H229ZM260 228V227H259ZM76 229H78V228H75V230ZM83 229V228H82ZM93 229V228H92ZM99 229V228H98ZM100 229H102V228H100ZM123 229H125V228H123ZM130 229H131V227H130ZM142 229H143V227H142ZM152 229V228H151ZM160 229V228H159ZM171 229V228H170ZM172 229H173V226H172ZM206 229H207V227H206ZM243 229V228H242ZM253 229V228H252ZM61 230V229H60ZM62 230H63V228H62ZM61 230V231H62ZM96 230H97V228H96ZM117 230V229H116ZM121 230V229H120ZM128 230V229H127ZM157 230H158V227H157ZM161 230V229H160ZM169 230V229H168ZM208 230H209V228H208ZM207 230V231H208ZM210 230H212V229H210ZM215 230V229H214ZM223 230V229H222ZM60 231V232H61ZM78 231H80V230H78ZM109 231V230H108ZM142 231V230H141ZM145 231H147V230H145ZM150 231V230H149ZM163 231V230H162ZM165 231V230H164ZM163 231V232H164ZM177 231V230H176ZM200 231H199V233H200ZM226 230H224V232H225ZM230 231H232V230H230ZM242 231H244V230H242ZM241 231V232H242ZM255 231V230H254ZM263 231V230H262ZM64 232V231H63ZM72 232V231H71ZM92 232H93V230H92ZM111 232V231H110ZM139 232H140V230H139ZM138 232V233H139ZM148 232V231H147ZM151 232V231H150ZM154 232H156L155 230H154ZM154 232L153 233H149L150 235H152V234H154ZM158 232H160V231H158ZM162 232V233H163ZM188 232H190L189 234H188ZM210 232H212V231H210ZM218 232V231H217ZM223 232V233H224ZM227 233L229 232V231H226ZM236 232V231H235ZM246 232H248V231H246ZM251 232H253V230L251 231ZM250 232V233H251ZM257 232V231H256ZM261 232V231H260ZM80 233V232H79ZM95 233V232H94ZM116 233V232H115ZM119 233H120V231H119ZM145 233V232H144ZM161 233V234H162ZM164 233H166V232H164ZM168 233H170V234H175L174 233V230H173V233L172 232H168ZM167 233V234H168ZM180 233V234H179ZM194 233V232H193ZM198 233V235H201L202 233H200L199 234ZM222 233V232H221ZM232 233H234V232H232ZM232 233H231V235H232ZM244 233V232H243ZM258 233V232H257ZM70 234V233H69ZM86 234H88V233H86ZM93 234V233H92ZM95 234H97V232L95 233ZM95 234H93V235H95ZM102 234V236L104 235L103 233H101ZM106 234V233H105ZM116 234H118V233H116ZM136 234V233H135ZM149 234H147V236L149 235ZM157 234V233H156ZM167 234L165 235V236H167ZM194 234H196V233H194ZM204 234H205V231H204ZM211 234V233H210ZM217 234H219V233H217ZM216 234V235H217ZM229 234V233H228ZM249 234V233H248ZM82 235V234H81ZM84 235V234H83ZM82 235V236H83ZM93 235H92V237L90 236V238H93ZM108 235H109V233H108ZM119 235V234H118ZM131 235V234H130ZM146 235V234H145ZM215 235V236H216ZM220 235V234H219ZM222 235H224V234H222ZM230 235V234H229ZM234 235V234H233ZM235 235H237V234H235ZM234 235V236H235ZM246 235V234H245ZM252 235H253V233H252ZM255 235V234H254ZM253 235V236H254ZM263 235V234H262ZM67 236V235H66ZM70 236V235H69ZM96 236V235H95ZM95 236H94V239H95ZM121 236V235H120ZM143 236V235H142ZM157 236V235H156ZM158 236H160L159 235V233H158ZM162 236V235H161ZM160 236V237H161ZM175 236V239H177V237H176V235H174ZM181 236H182V238H181ZM192 237H193V235H191ZM195 237H196V235H194ZM203 236V235H202ZM242 236H244V235H242ZM256 236V235H255ZM131 237V236H130ZM144 237V236H143ZM150 237V236H149ZM154 237V236H153ZM169 237H170V235H169ZM168 237V238H169ZM191 237V238H192ZM200 238H201V236H199ZM209 237V236H208ZM208 237H207V240H208ZM232 237V236H231ZM260 237H261V235H260ZM259 237V238H260ZM89 238V239H90ZM157 238V237H156ZM156 238H154V239H156ZM166 238V237H165ZM164 238V239H165ZM168 238H166V239H168ZM190 238V237H189ZM188 238V239H189ZM204 238V237H203ZM205 238H206V236H205ZM204 238V239H205ZM210 238V237H209ZM229 238V237H228ZM239 238H240V236H239ZM246 238V237H245ZM249 237H247V239H248ZM135 239V238H134ZM151 239V238H150ZM149 239V240H150ZM153 239V238H152ZM152 239H151V244H153L154 243V241H152ZM153 239V240H154ZM162 239H163V237H162ZM170 239V238H169ZM193 239V238H192ZM191 239V240H192ZM202 239V238H201ZM216 239L218 240V237H216ZM221 239V238H220ZM233 239V238H232ZM234 239H236L235 237H234ZM251 239V238H250ZM261 239V238H260ZM107 240H108V238H107ZM118 240H119V238H118ZM147 240V239H146ZM157 240V239H156ZM158 240H160V239H158ZM157 240V244H159L158 242H160V241H158ZM171 240H172V238H171ZM200 239H198V241H199ZM207 240H203V242H205V241H207ZM214 240V239H213ZM212 240V241H213ZM216 240V241H217ZM230 240V239H229ZM237 240V239H236ZM236 240H234V241H236ZM245 240V239H244ZM93 241V240H92ZM116 241V240H115ZM114 241V242H115ZM138 241V240H137ZM166 241V240H165ZM177 241V240H176ZM179 242H181L180 240H178ZM178 241H177V244H178ZM193 241V240H192ZM196 241V240H195ZM198 241L196 242V244L198 245ZM209 241V240H208ZM221 241H223V239L221 240ZM220 241V242H221ZM248 241V240H247ZM247 241L246 242H244V243H247ZM264 241V240H263ZM90 242V241H89ZM94 242V241H93ZM110 242V241H109ZM117 242H119V241H117ZM116 242V243H117ZM153 242V243H152ZM170 242V241H169ZM185 242V241H184ZM183 242V243H184ZM188 242V241H187ZM189 242H191L190 240H189ZM219 241H217V243H218ZM224 242H226L225 241V238H224V241L223 242H221V243H223L224 244ZM239 241H237L236 243H238ZM252 241H250V243H251ZM95 243V242H94ZM97 243V242H96ZM147 243V242H146ZM150 242H148V244H149ZM155 243H156V241H155ZM162 243H164L163 241H162ZM167 243V242H166ZM166 243H164L165 245H166ZM171 243H172V241H171ZM201 243H202V241H201ZM201 243L199 242V246L200 247H196V248H201L202 246H205V245H202L201 246ZM233 243V242H232ZM249 243V244H250ZM263 243V242H262ZM100 244V243H99ZM102 244V243H101ZM104 244H106V243H104ZM139 244H140V242H139ZM145 244V243H144ZM150 244V245H151ZM163 244V245H164ZM169 244V243H168ZM193 245H194V242L192 243ZM207 244V243H206ZM211 244H212V242H211ZM213 244H214V242H213ZM223 244H222V246H223ZM241 244V243H240ZM239 244V245H240ZM248 244V245H249ZM253 244V243H252ZM252 244H250V246L252 245ZM258 244H259V242H258ZM264 244V243H263ZM112 245V244H111ZM153 245H155V244H153ZM162 245V244H161ZM160 245V248L162 247ZM170 245V244H169ZM179 246H181L182 245V242H181V245L180 244H178ZM185 245H187V244H185ZM189 245V244H188ZM192 245V246H193ZM208 245L210 246V244L208 243ZM235 245V244H234ZM237 245V244H236ZM235 245V246H236ZM239 245H237V246H239ZM260 245V244H259ZM96 246H97V248L99 247L97 244H96ZM147 246V245H146ZM158 246V245H157ZM167 246V245H166ZM177 246V245H176ZM175 246V248H177ZM182 246H184V245H182ZM191 246V245H190ZM189 246V247H190ZM207 246V245H206ZM208 246V248H210ZM216 246V245H215ZM215 246L213 245L212 246V248L211 249H213V248H215ZM233 246V245H232ZM236 246V248H238ZM245 246V245H244ZM90 247H92L91 246V244H90ZM94 247H95V245H94ZM103 247H105V245H103ZM152 247V246H151ZM165 247V246H164ZM224 247V246H223ZM239 247H241V245L239 246ZM248 247V246H247ZM96 248V249H97ZM99 248H101V247H99ZM157 248V247H156ZM163 248V247H162ZM172 248V251H173V248L174 247H171ZM195 248V249H196ZM207 248V247H206ZM206 248H204V249H206ZM218 248H219V246H218ZM252 248V247H251ZM250 248V249H251ZM256 248V247H255ZM85 249V248H84ZM90 249H92V248H90ZM102 249H108V247L107 248H102ZM148 249V248H147ZM153 250L155 249L154 248V246H153V248H152ZM164 249H166V248H164ZM181 249H183V248H181ZM187 249V248H186ZM198 249V250H199ZM210 249V250H211ZM220 249V248H219ZM222 249V248H221ZM232 249V248H231ZM241 249V248H240ZM250 249H248V250H250ZM89 250V249H88ZM151 250V249H150ZM149 250V251H150ZM152 250V251H153ZM159 250V249H158ZM163 250V249H162ZM162 250H161V254H162ZM168 249H166V251H167ZM171 249L169 248V251H170ZM188 250H189V248H188ZM201 250H203V249H200V251ZM207 250V249H206ZM239 250V249H238ZM243 250V249H242ZM256 250V249H255ZM89 251H91V250H89ZM93 251V250H92ZM152 251H150V252H152ZM155 251V250H154ZM153 251V252H154ZM172 251H170V252H172ZM183 251V250H182ZM187 251V250H186ZM192 251H193V249H192ZM195 251V250H194ZM204 251V250H203ZM214 251H215V249H214ZM218 252H219V250H217ZM230 251V250H229ZM252 251V250H251ZM257 251V250H256ZM85 252V251H84ZM103 252V251H102ZM106 252V251H105ZM164 252V251H163ZM170 252H169V256H170ZM180 252V251H179ZM188 252V251H187ZM198 251H196V253H197ZM205 252V251H204ZM208 252V251H207ZM226 252H227V250H226ZM244 252H246L247 253V251H245V250H243V254H245ZM254 252V251H253ZM262 252V251H261ZM86 254H87V252H85ZM85 253H84V255H85ZM157 253H158V251H157ZM165 253V252H164ZM177 253V252H176ZM228 253V252H227ZM235 253H237V252H235ZM249 253V252H248ZM257 253V252H256ZM80 254V253H79ZM98 254V253H97ZM101 254V253H100ZM166 254H168V253H166ZM166 254H165V256H166ZM178 254V253H177ZM180 254H183V252H181ZM189 254V253H188ZM204 254V253H203ZM205 254H206V252H205ZM208 254H210V251L208 252ZM208 254H206V255H208ZM212 254H213V252H212ZM211 254V255H212ZM231 254H233V253H231ZM251 254H252V252H251ZM251 254H250V256H251ZM262 254H264V253H262ZM81 255H83L82 253H81ZM185 255V254H184ZM192 255V254H191ZM198 255V254H197ZM201 255H202V253H201ZM230 255V254H229ZM228 255V256H229ZM234 256L236 255V254H233ZM242 255V254H241ZM255 255V254H254ZM105 256V255H104ZM107 256V255H106ZM162 256V255H161ZM160 256V257H161ZM190 256V255H189ZM205 256V255H204ZM227 256V257H228ZM237 256V255H236ZM235 256V257H236ZM240 256V255H239ZM243 256V255H242ZM241 256V257H242ZM250 256L248 257L249 259H250ZM95 257V256H94ZM178 257V256H177ZM199 257H200V255H199ZM210 257H212V256H210ZM209 257V258H210ZM244 257V256H243ZM264 257V256H263ZM163 258H165V257H163ZM180 258H181V256H180ZM179 258V259H180ZM216 258V257H215ZM219 258H221V257H219ZM229 258V257H228ZM237 258H239V257H236V259ZM252 258H253V256H252ZM251 258V259H252ZM257 258H259V257H257ZM172 259V258H171ZM192 259V258H191ZM198 259V258H197ZM203 259V258H202ZM231 259H232V257H231ZM230 258H229V260H231ZM247 259V258H246ZM248 259V260H249ZM181 260V259H180ZM226 260V259H225ZM225 260H223V261H225ZM257 260V259H256ZM256 260H254V261H256ZM261 260H262V258H261ZM98 261V260H97ZM96 261V262H97ZM243 261H244V259H243ZM100 262V261H99ZM202 262H204V261H202ZM221 262V261H220ZM227 262H229V261H227ZM232 262V261H231ZM230 262V263H231ZM241 262V261H240ZM257 262H259V260H257ZM92 263V262H91ZM101 263H103L102 261H101ZM224 263V262H223ZM249 263V262H248ZM263 262H261V264H262ZM93 264V263H92ZM94 264H97V263H94ZM194 264V263H193ZM203 264V263H202ZM228 264V263H227ZM232 264V263H231ZM253 264H255V263H253ZM260 264V263H259Z\"/></svg>", "mask_w": 264, "mask_h": 264}, {"label": "trees", "instance_id": "obj_3", "mask_svg": "<svg viewBox=\"0 0 264 264\" xmlns=\"http://www.w3.org/2000/svg\"><path fill=\"white\" fill-rule=\"evenodd\" d=\"M22 157L16 156L11 159L10 165L8 168L0 175V184L1 186L10 187L12 183L17 180V176L20 174L22 169Z\"/></svg>", "mask_w": 264, "mask_h": 264}]
</instances>
